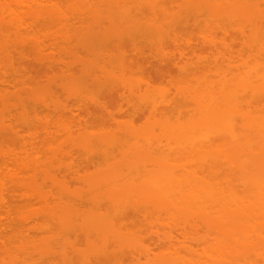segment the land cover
I'll list each match as a JSON object with an SVG mask.
<instances>
[{
  "label": "rangeland",
  "instance_id": "obj_1",
  "mask_svg": "<svg viewBox=\"0 0 264 264\" xmlns=\"http://www.w3.org/2000/svg\"><path fill=\"white\" fill-rule=\"evenodd\" d=\"M30 1V2H29ZM28 2L29 3H32V0H29ZM34 1H37V0H34ZM41 0H39V2H40ZM46 1H50V0H45V1H41V5H44L43 4V2L44 3H46ZM55 2V4H56V2H57V5H59V6H61V7H58V8H62V10H63V13L61 12L62 10H57L56 8H57V6L55 5V4H51L52 2ZM72 1H74L75 2V4H73L74 2H72ZM89 1H91V0H89ZM88 1V2H89ZM93 1V0H92ZM96 1V0H95ZM100 2L99 3V5H103L104 3V0H97V2ZM119 1H123V0H116L115 2V4H118V2ZM128 1H130V2H132V0H128ZM128 1L126 0V1H123V2H125V4H124V7H125V9H127L128 10V13L126 14V16H128L129 17V19H130V21L132 22V21H135L134 23H136V19L135 18H133V17H139V15H140V17H142L141 19L140 18H138L139 19V23H136V24H134V28L135 29H133V32H134V30H135V34L134 33H132V31H130V30H132V28H129V27H132L131 25H133V22H132V24H129L128 22H126V23H128L127 25L126 24H124V23H122L123 22V20H122V17H125V14L123 15L122 13V17L120 16V14H118L119 15V17H118V20L115 18V19H112L111 18V20H110V23H112V29H114L113 31H112V34H111V32H110V36L109 37H107L106 39H108V38H110L111 37V39H110V41H109V39H108V43L111 45V43H112V45L110 46L108 43V45H107V48H110V50L112 49V51H114L115 50V44L113 45V42H115V41H117L118 43H120L119 44V47H118V43L117 42H115V43H117L116 45V50L118 49V51L119 52H117L116 50V52L114 51V52H111L112 53V55H111V53L110 54H108V52H110V50L108 51V50H106V51H108V52H101V48H102V44L100 45V46H98V50H99V52H97L95 49V51H96V54L97 53H99L98 54V56L100 55L101 56V54L104 56L103 58H104V60L103 59H101V60H103L102 61V64H101V66L99 67V65H97L98 63H97V61H95L94 60V63L96 62V64L94 65L93 63V65H92V67H96V66H98V67H96L95 69H98V68H100V69H98L99 70V73L100 74H102V72H103V69H104V64L103 63H106V64H108V61L110 60L109 59V57H112L113 55H115V56H113L114 58V60L116 59V54H118V56H122V58H123V62H121V63H123V65L122 66H124L123 68H121V70L119 69L120 68V65H119V67H118V65H117V63H115L114 61H109V65H112L111 66V68H109L110 66L109 65H107V66H109L108 68H107V70H109V71H112V72H114V70L116 69V68H118L117 70H115V73H116V76H120V75H122V76H120V77H122V78H124V77H127V80L126 79H124V80H126V81H124L123 79H118L117 81L115 80V78H110V77H107V78H109V79H111L112 81H116V82H119L117 85H114L113 84V82L111 83V81L108 79V83H110V84H108L110 87H113V88H109L110 90H108L107 89V87H108V85L106 84L107 83V79H104L103 78V84L101 83V85H104V83H105V86H107L106 88H102L101 90L103 91H105V89L107 90V91H103V93H101L102 91L100 90V92H99V90L97 91V88H96V86L98 87V85H94V84H92V86H90V85H88V88H89V86H90V88H89V90H85L86 91V93H85V91L82 89V87L81 88H79V89H82L83 91H84V93L81 95L80 93L81 92H83L82 90L80 91V90H78V89H76L74 92H76V93H74L73 92V90L71 91V90H69L68 92L70 93V91H71V95H69L68 93H66V92H64V90H62L63 89V87H65V85H66V83H65V85H64V81H63V79H60V78H64L63 77V75L62 74H64L63 72L65 71V74H69V73H66V72H70L73 68H74V70H75V68L78 66V68H82V66H85V65H82L81 66V64L83 63L82 61H80L79 60V63H78V59L77 58H89V57H87V56H90V54H86V57H85V53H83V50H82V52H81V55L83 56H81L80 54H79V56L77 57V58H75L74 60L72 59V58H70V59H68L67 58V56L66 55H68L69 53V50H71L70 51V54L68 55V56H71V57H76L75 55H77V54H75V52H78V51H76V48H77V46H79V44L81 43H79V44H73V48L71 47V46H69V48H68V52H66L65 51V46L66 45H68L70 42H71V38L72 39H75L78 35L80 36H82V37H84L85 35H86V37H84L82 40H87V37H89V32H90V30L88 31L87 29H89L90 27H91V21H90V23H87V25L85 24L86 22H88L90 19H89V17L87 18L86 16H87V13H89V12H86V13H84L83 11L86 9V8H90V6H92V5H90V4H93V3H91L90 2V4L89 5H87V7H83L82 8V6H84L85 5V2L86 1H84V0H82V1H80V0H70V5L72 6H69L68 4H69V1H67V0H51V3H49V2H47L46 4H47V6H48V8L44 5L43 7H46V8H39V7H37L36 8V5L35 4H33V5H35V8L33 7V5H32V7H30V9L33 11V9H35L33 12H35V11H37L38 13H37V16L33 13V12H30L29 10H28V6L26 5V0H22V2H21V7L22 6H25V11L23 10V8L20 10V12H17L16 10H13L12 12H14L13 14H11L10 13V15H12V17H10V19L8 18V21L7 22H3L4 23V25H6V24H8V25H11L12 24V21H14L15 22V20H17V22H18V20H20L22 17V19L18 22V24L20 25V26H22L21 27V29L20 30H18V27L17 26H19V25H17L16 27H17V30L19 31H16L15 30V25H14V27L15 28H11V26H9L8 27V30H7V27L5 26V27H3V28H0V38H1V44H0V49H1V51H2V49L3 48H5L6 50L8 49L7 47H8V43H7V40H9V41H11V44L13 43V44H15L16 45V43H18V45L17 46H15V47H17L16 49H15V47L13 46V45H11V44H9V45H11L12 46V49H15V50H17L16 52L17 53H19V50L21 51L20 52V54L18 55L16 52H15V50H14V52H10V53H12V54H10L9 52V54L7 53V51H6V56L7 57H9L10 56V59H9V61H8V59H7V57H5V56H1V54H3L4 55V53H0V122L1 123H3V124H1L0 123V129H4V131H1L0 132V147L2 148V150H1V152H0V185L2 186H4L3 188H4V190L5 191H2L1 189L2 188H0V190L4 193L3 195L5 196V198H4V196H3V200H4V202H3V206H2V204L0 203V205L3 207V208H1V206H0V216H2V218L0 217V264H8L9 263V261L11 260V262L9 263V264H15V263H12L13 262V260H14V256H16V258H15V261L17 260V264H21L22 262H21V260H23V258H25L24 260H27V261H29L30 259H28V258H30L31 257V260L30 261H33L34 259H37L36 261L34 260V262L36 263V264H39V262H41L42 264H55L54 263V260H57L58 262H56V264H58L59 262H61V261H59L58 259H59V257H61V255H59V257H55L56 259H54V260H51L50 258H46V260L48 259V261H46L45 259H40V260H42V261H38V258H35V257H37V255L35 256V254H34V252H33V250H34V248H35V245H32V248L30 247L31 246V244H37V246H38V244H40V241H41V239L42 238H44V237H47L46 239L48 240V239H52L53 238V240H55L56 241V239H57V241L59 240V241H63L64 242V244L65 243H67V246H68V249L70 250L72 247H75V248H77V249H79L80 247L81 248H83V246L85 245L86 246V243H85V240L86 239H82L81 237V239L78 237V239L79 240H76L77 238H75L74 236H72V237H70L71 239H70V242H72V244L71 243H69L68 242V240H69V238L67 239V238H65V240L66 241H64V239L62 240V236H64V235H61V237H58V235L60 236V234H59V232H57V231H60V230H57V228H55V225H54V223L53 222H51L50 220L48 221V219L47 218H44V216H46L45 215V211H46V209L45 208H47V207H43V206H46V202L48 203L47 205L49 206V207H52L53 205H54V203H56L54 200V198L55 197H58V196H61L60 194L61 193H64L65 195H67L66 197L65 196H63L64 194H62V199H64L63 197H65V200L67 199V197L70 199L72 196H73V198H71V199H73V200H71L70 199V201L72 202V201H75V203H79L80 201V199H82V200H84V201H86V199H88V197L90 196V193H89V190H90V186L89 187H87L88 186V184L86 185V183L88 182V180H87V178L88 177H90V175L91 174H93V173H97V172H99L100 174H104V171L105 172H110V171H108L111 167H114L113 168V170H115V167H116V170H118V169H121V168H124V169H126V167H128V168H132L131 167V165L132 166H135L136 167V165L138 164V165H140V166H138V167H140V169H141V171H143V170H146L147 168H148V170H150L149 168H153L154 169V166H152L153 164H155V163H153L152 164V162L151 163H149V164H146V163H148V162H145V156H143V155H146L147 156V154H149L148 152L149 151H154V150H156L157 149V151L159 152V150H160V148H164V147H166L167 146V137H166V139H165V133H163L162 132V128H163V126H162V123L160 122V125L158 124L159 123V121H163L164 119H165V121H170V120H167V117L166 116H168V117H170L171 119L174 117L175 118V116L180 112L181 113V111H177V109L175 108V106L177 105L178 106V104H180L179 106L180 107H182L183 105H184V101L182 100L183 99V97H181L183 94H182V91L180 90L181 88H184V86L182 87V85H185V83L183 82V84H182V82H180V80H182V79H184L183 77H186L187 78V80H188V75H190L191 76V74L193 75V73H196L197 72V74H199V72H201V71H203L202 72V74H206V72H208V71H211V70H209V69H213V70H215L216 72L215 73H217V70L219 71H221V69L223 70V66L224 67H226V68H228V70H230V72L232 71V70H234L235 72H238V70H237V66H240L239 67V69L240 68H244L243 66H242V64L245 66L246 65V62H248V64H250V66H251V63L253 64V61H254V59H253V56H252V58L251 57H249L250 55H253V54H250V52L252 51L251 50V48H246V46H247V44H245L246 43V37L244 38V37H242V35L244 36V33L245 32H243V34L241 35L240 34V32L242 31V26L239 24V26L241 27V28H239V26L237 25V26H235V24H234V27H232V24H233V22L231 21V23H229V25H228V22H227V24L226 25H224L225 23L223 22V24H222V21H224V20H222V19H220V17H222V16H219V18L217 19V22L215 21L216 19V17H218V16H215L214 14H212V17H211V15H210V13H207L206 12V8H204L203 7V9L201 10V11H199L197 8H199L200 7V5H198V7L197 8H194L195 9V11H196V13L200 16H197L198 18H201V19H199V22L198 21H196L197 22V24H196V22L194 23L193 22V20L196 18V19H198L197 17H193V15H191L192 16V18H191V24L190 23H188V26H186V27H184L182 24H178V26L177 27H174V28H176V30L174 29V30H172V29H170L171 30V32H173V34H174V38H176V40H173L174 42L172 43V41H171V43L169 42L171 39L168 37H166V35L168 34V32L170 33V34H168L167 36H170V35H173L169 30H168V32L166 33V29H167V27L165 26V25H162V24H164V23H166V21L165 20H175L177 17H174L173 19H171L170 18V15H169V18L170 19H168V15L166 16V15H163V13H162V11H160V7L162 6V8L163 7H165V4L166 5H168L167 6V10L166 11H169V9H172V10H177L178 9V7H180V5H182L181 3H179V4H174V3H171L172 5L171 6H177V7H175L174 9H173V7H169V5H170V2H172L173 0H145V1H143L144 3H149L146 7H147V9H146V7H144L141 11L143 12H140V11H136V8L133 6H131L129 3H128ZM135 1H137V3H139V2H141L140 0H134L132 3H134ZM150 1H151V3H152V5L150 4ZM158 1V2H157ZM182 1H184V2H186V3H188V1H190V0H182ZM181 0H176V2H175V0L173 1V2H175V3H177V2H182ZM202 1V0H201ZM213 1H216V0H213ZM227 1H229V2H233L234 0H227ZM236 1L237 0H235V3H236ZM239 1V0H238ZM251 0H249V2L248 1H245V0H240L239 2H237L235 5H233L234 7H236V9H241V8H243L242 7V4H244V2H245V4H250L251 2V4H253V2H255V6H257L259 9H263L264 8V0H252L251 2H250ZM53 2V3H54ZM79 2H83L82 3V5H80L79 4ZM87 2V3H88ZM94 2V1H93ZM106 3L104 4V5H108V2H109V7H110V2H113V1H109V0H107V1H105ZM156 2V3H155ZM196 2V1H195ZM216 2H219V1H216ZM242 4H241V3ZM33 3H35V2H33ZM38 2H36V4H37ZM51 4V6H50V8H49V4ZM59 3V4H58ZM62 3V4H61ZM86 3V4H87ZM102 3V4H101ZM158 3V4H157ZM164 5H163V4ZM241 5V8H237V6L236 5H238L239 6V4ZM259 3V4H258ZM25 4V5H24ZM69 6H67V5ZM112 4V6H115V5H113V3H111ZM120 4V3H119ZM140 4V3H139ZM138 4V5H139ZM145 4V5H146ZM155 4L157 5V6H155ZM160 4H162L159 8H158V5H160ZM185 4V3H184ZM258 4V5H257ZM28 5H30V4H28ZM38 5V4H37ZM40 5V4H39ZM56 6V8H54L55 6ZM77 5H78V9H77ZM80 5V6H79ZM103 5V6H104ZM122 5V4H121ZM142 5V4H141ZM19 6V7H20ZM53 6V7H52ZM102 6V7H103ZM130 6H131V9H130ZM144 6V5H143ZM232 6V7H233ZM27 7V8H26ZM52 7V8H51ZM68 7V8H67ZM71 7V9H69ZM93 7V6H92ZM94 7H97V6H95L94 5ZM107 7V6H106ZM108 7V8H109ZM121 7V6H120ZM140 7V6H139ZM159 9V11H157V8ZM261 7V8H260ZM263 7V8H262ZM38 8H39V10L41 9V11H42V13H41V11H38ZM66 8V9H65ZM81 8H82V11H81ZM88 8V9H89ZM107 8V9H108ZM112 8V7H111ZM114 8H116V7H114ZM135 8V9H134ZM137 8H138V6H137ZM142 8V7H141ZM152 8V9H151ZM154 8H156V9H154ZM169 8V9H168ZM37 9V10H36ZM46 9L48 10V9H50V11L48 10V11H46ZM51 9H53V10H56V11H53V13H51ZM69 9V10H68ZM76 9H77V11H76ZM84 9V10H83ZM88 9L86 10V11H88ZM92 9V8H91ZM93 9H95V8H93ZM110 9V8H109ZM116 9H118V10H121V9H119V8H116ZM139 9V8H138ZM149 9V10H148ZM166 9V8H165ZM165 9H164V11H165ZM207 9H209L208 7H207ZM66 10V11H65ZM110 10H112V9H110ZM130 10H133V11H130ZM146 10V11H145ZM162 10V9H161ZM243 10V9H242ZM23 11H24V13H23ZM28 11H29V13H28ZM78 11H80V12H78ZM89 11H90V9H89ZM124 13H126L125 11H124V9L122 10ZM121 11V12H122ZM148 11V12H147ZM151 12V14H150V12ZM155 11H156V15L155 16H152V13H154L155 14ZM165 11V12H166ZM239 11H241V10H239ZM264 11V10H263ZM40 12V13H39ZM56 12V15H55V17L54 18H56V16H57V18H59V19H63L62 21H60V20H56V19H52L51 21L49 20V19H51L52 18V16H54L53 14ZM57 12H59L58 14H57ZM81 12H83V14L81 13ZM116 13H118V11H115ZM120 12V11H119ZM129 12H131L130 14H129ZM174 12V11H173ZM176 12V11H175ZM262 12V11H261ZM26 13H27V15L28 16H26ZM30 13H33V15L34 16H36V17H34V16H32L31 17V15H30ZM44 13H46L47 15H49V17H51V18H44ZM64 13H65V15H64ZM148 13V14H147ZM169 13V12H168ZM17 14V15H16ZM40 14V19H39V17H38V15ZM60 14V15H59ZM70 14V15H69ZM81 14V15H80ZM86 14V15H85ZM135 14V15H134ZM146 16H145V15ZM165 14H167V12L165 13ZM176 14V13H175ZM192 14V13H191ZM194 14V13H193ZM208 14H209V16L211 17V18H209V16H208ZM264 14V13H263ZM8 15V14H7ZM16 15V16H15ZM22 15V16H21ZM62 15V16H61ZM84 16V18L82 19L80 16ZM90 15V14H89ZM88 15V16H89ZM115 15V14H114ZM113 15V16H114ZM118 15H116V17L118 16ZM143 15V16H142ZM148 15V16H147ZM73 16V17H72ZM82 16V17H83ZM130 16H133V17H130ZM151 16V17H150ZM164 16H166V17H164ZM196 16V15H195ZM215 18H214V17ZM21 17V18H20ZM45 17H48V16H46L45 15ZM61 17V18H60ZM80 17V18H79ZM93 17V16H92ZM127 17V18H128ZM154 18V20H153V18ZM30 18H32V20L30 19ZM36 18H38L37 20H36ZM42 18V19H41ZM89 19L88 21H87V19ZM91 18V17H90ZM114 18V17H113ZM120 18V19H119ZM126 18V17H125ZM150 18H152L151 20H150ZM215 19V20H213V19ZM11 19H13V20H11ZM81 19V20H80ZM84 19H85V21H84ZM94 19V17L92 18V20ZM137 19V20H138ZM144 19V20H143ZM195 19V20H196ZM7 19H5V21H6ZM22 20H23V22H22ZM28 22H27V21ZM41 20H42V22H41ZM45 20V21H44ZM78 20V21H77ZM109 20V19H108ZM121 20V21H120ZM220 20H222V21H220V23H219V21ZM225 20H227V19H225ZM74 21H75V23H74ZM107 21V20H106ZM125 21H126V19H125ZM128 21V20H127ZM129 21V22H130ZM173 21H172V23H173ZM56 22V23H55ZM80 22V23H79ZM82 22V23H81ZM93 22H94V20L92 21V24H93ZM115 22H116V24L117 25H120V27H117V25L115 24ZM117 22H119V24L117 23ZM130 22V23H131ZM148 22V23H147ZM151 22V23H150ZM155 22H157L156 24H155ZM161 22H163L162 24H160ZM192 22H193V24H192ZM230 22V21H229ZM237 21H235V23H236ZM2 23V24H3ZM21 23H23V24H21ZM63 23V24H62ZM107 23H109V21H107ZM109 23V24H110ZM141 23H144V25L143 24H141ZM167 23H171V22H167ZM174 23H175V21H174ZM173 23V24H174ZM239 23V22H238ZM243 24H245L244 22H242ZM1 24V25H2ZM15 24H17L16 22H15ZM61 24V25H60ZM80 24V25H79ZM84 24H85V26H84ZM90 25V27L88 28V26ZM109 24H107V25H105V27H107ZM115 24V25H114ZM145 24H147V25H145ZM158 24V25H157ZM185 24V23H184ZM190 24V25H189ZM220 24V25H219ZM242 24V25H243ZM0 25V26H1ZM65 25V26H64ZM83 25V26H82ZM103 25V26H104ZM140 25H142L143 27H141ZM160 25V26H159ZM169 25H171V24H169ZM246 25V24H245ZM244 25V26H245ZM3 26V25H2ZM79 26V27H78ZM93 27H94V24L92 25ZM111 26V25H110ZM125 26V27H124ZM138 26V27H137ZM147 26V27H146ZM184 28H183V27ZM78 27V28H77ZM86 28V29H84V28ZM123 27V28H122ZM145 27V28H144ZM188 27V28H187ZM227 27V28H226ZM228 27H230L229 29H228ZM263 27V26H262ZM6 28V29H5ZM116 28V29H115ZM153 28H154V30H153ZM178 28H180V29H178ZM245 28V27H244ZM4 29V30H3ZM58 29V30H57ZM83 29V30H82ZM125 29L126 30H128V32L127 31H125ZM146 29V30H145ZM148 29L150 30V31H148ZM161 29V30H160ZM169 29V28H168ZM228 29V30H227ZM249 29H251V28H247V29H245L246 31H248ZM69 30V31H68ZM124 30V31H123ZM136 30H140L141 32L140 33H136ZM180 30H182V31H180ZM227 30V31H226ZM241 30V31H240ZM244 30V31H245ZM9 31V32H8ZM87 32V34H86V32ZM91 31H95L94 30V28L93 29H91ZM147 31V32H146ZM156 31H162V32H164V33H166V35H164L165 36V43L163 42V46H161L162 45V42L161 41H163V40H161V38H160V36H158L159 34L161 35V33L162 32H156ZM176 31H178L179 33H177ZM226 31V32H225ZM233 31V32H232ZM239 31V32H238ZM3 32V33H2ZM85 32V33H84ZM95 32H97V30L95 31ZM117 32H119V33H117ZM122 32V35H120V37L117 35V34H120ZM131 32V35L129 34ZM143 32H145V33H147V34H143L142 36H141V34L143 33ZM154 32V33H153ZM236 32V33H235ZM238 32V33H237ZM5 33V34H4ZM68 33V34H67ZM74 33V34H73ZM84 33V34H83ZM92 33H94V32H92ZM124 33V34H123ZM163 33V34H164ZM247 33H249V31L247 32ZM246 33V34H247ZM66 34V35H65ZM73 34V35H72ZM77 34V35H76ZM91 34V33H90ZM127 36H126V35ZM162 34V35H163ZM238 34V35H237ZM245 34V35H246ZM18 35L19 37H20V39L18 38V37H16V36ZM65 35V36H64ZM75 35V36H74ZM123 35H125V37L123 38ZM161 35V36H162ZM247 35H250V34H247ZM9 36H10V38H9ZM14 36V37H13ZM53 36H55L54 38H60L59 40L61 41L62 39H61V37L63 36V40H62V42H59V40L57 39L56 40V42H55V40H54V42H55V45L53 44L54 42L52 41V39H54V38H52ZM58 36V37H57ZM61 36V37H60ZM67 36H68V38H67ZM118 36V37H117ZM122 36V37H121ZM128 36H130L129 38H127ZM147 36V37H146ZM149 36V37H148ZM12 37V38H11ZM82 37H78V41H81V40H79V39H81ZM173 36H171V38H172ZM7 38V39H6ZM22 38L24 39V40H22ZM64 38H67V39H69V41L67 42L66 41V43L64 42ZM114 38H123L122 40V43H121V39H118V40H114ZM156 38H157V41H156ZM162 38H164L163 36H162ZM242 38L244 39V40H242ZM12 39V40H11ZM66 39V40H67ZM105 39V40H106ZM154 39V40H153ZM169 39V40H168ZM6 40V41H5ZM15 40V41H14ZM27 40V41H26ZM124 40H126V41H124ZM160 40V41H159ZM214 40H215V42H214ZM25 41V42H24ZM34 41V43H32ZM39 41H42L41 43H39ZM44 41V42H43ZM58 41V42H57ZM73 41H75V40H73ZM72 41V43H74ZM153 41V42H152ZM155 41V42H154ZM161 42V45L160 46H158L157 44L159 43V42ZM35 42H36V44H35ZM65 44H64V43ZM77 42V41H76ZM127 42V43H126ZM131 42V43H130ZM158 42V43H157ZM211 43L212 44V46L209 44V43ZM242 42V43H241ZM3 43H4V45H5V47L3 46ZM38 43L40 44V45H42L43 46V48H44V51H42L41 49V47H38V46H40V45H38ZM43 43V44H42ZM68 43V44H67ZM71 43V44H72ZM78 43V42H77ZM168 43V44H167ZM170 43V44H169ZM216 43V44H215ZM225 43V45H223ZM32 44V45H31ZM45 44V45H44ZM48 44H51V45H48ZM56 44H58V45H56ZM129 44V45H128ZM160 44V43H159ZM213 44H215V45H213ZM241 44H245L244 46H242ZM62 45H65V46H63V47H61V49L63 50H61L60 49V47H59V50H61L62 52H60L59 53V50L56 48V46H62ZM74 45H77L76 46V48H75V46ZM123 45V46H122ZM165 45V46H164ZM105 46H106V44H104V46H103V48L102 49H104L105 48ZM121 46V47H120ZM132 46V47H131ZM217 47L218 48V50H217V48H213L212 49V47ZM226 47V48H224V47ZM229 46V47H228ZM3 47V48H2ZM14 47V48H13ZM72 49H71V48ZM248 47V46H247ZM9 48H11L10 46H9ZM35 48V49H34ZM41 48V49H40ZM49 48V49H48ZM79 48H81V49H83L82 47H78L77 49H79ZM232 49V53H233V56L230 54H228L227 52H229L230 53V50H228V49ZM12 49H9V51L10 50H12ZM36 49H38V51L36 50ZM46 49V50H45ZM52 49V50H51ZM54 49H57L56 50V52L54 51ZM74 49V50H73ZM81 49H79V51L81 50ZM123 49V50H122ZM216 49V50H215ZM220 49H222V50H220ZM251 51H250V50ZM4 50V49H3ZM49 50V51H48ZM67 50V49H66ZM122 50V51H121ZM224 50V51H223ZM226 50H228L227 52H226ZM24 51V52H23ZM94 51V52H95ZM104 51V50H103ZM222 51V52H221ZM3 52H5V51H3ZM22 52H23V55H22ZM42 52H44V56L45 57H41V55L43 54ZM71 52H72V55H71ZM74 52V53H73ZM85 52V51H84ZM93 52V51H92ZM92 52H90L91 53V56H92ZM93 52V53H94ZM123 52H124V54H123ZM224 52V53H223ZM254 52V51H253ZM39 53V54H38ZM47 53H48V55H47ZM56 53V54H55ZM64 53V54H66V55H64L63 54V56H62V54ZM79 53V52H78ZM101 53V54H100ZM227 53V54H226ZM252 53V52H251ZM46 54V55H45ZM52 54V55H51ZM61 54V55H60ZM240 54H242V57H240L241 55ZM40 55V56H39ZM51 55V57H49V58H47V56H50ZM95 55V54H94ZM106 55H108V56H106ZM109 55H111V56H109ZM19 56H21V58H19ZM62 56V57H61ZM66 56V57H65ZM95 56H97V55H95ZM95 56H93L94 58H97V57H95ZM118 56H117V58H118ZM124 56H125V59H124ZM221 56L223 57V59L221 58ZM230 56H232V58H234V59H231V60H234L232 63H230L231 61H229L230 60ZM254 56H256V55H254ZM55 57V58H54ZM64 57V58H63ZM108 57V58H107ZM131 57V58H130ZM217 57L219 58L220 57V59H218L216 62L214 61V59L216 60L217 59ZM225 57L227 58V60H225ZM230 57V58H229ZM41 58H42V60H41ZM47 58V59H46ZM53 60H52V59ZM62 58V59H61ZM101 58H102V56H101ZM119 58H121V57H119ZM249 58H251L250 60H252L253 59V61H250L249 60ZM255 58V57H254ZM50 61H49V60ZM61 59V60H60ZM64 59V60H63ZM67 59H68V61H67ZM72 59V61L71 62H75L76 61V63L78 64V65H75L76 63H74L73 62V64L75 65V67H73L74 65H71V67H65V66H67L66 65V63L67 62H70V60ZM90 60L92 59L93 60V58H89ZM99 59V58H98ZM109 59V60H108ZM213 59V60H212ZM241 59H242V61H241ZM257 59V58H256ZM48 60V62H52V61H54V63H56V64H54V63H49V65H51V66H53V68L52 67H49V65H48V63H46L45 61H47ZM66 60V61H65ZM85 60V59H84ZM116 60H118V59H116ZM115 60V61H116ZM120 60V59H119ZM119 60H118V64H119ZM127 60V61H126ZM222 60V61H221ZM248 60V61H247ZM56 61V62H55ZM60 61H62V62H60ZM86 61V60H85ZM84 61V62H85ZM106 61V62H105ZM125 61V62H124ZM131 61V62H130ZM133 61V62H132ZM225 61L226 62H228L227 63V65L230 67H228L226 64H223V63H225ZM58 62H60L59 64H63V62H66V63H64V66H62V68H61V66L58 64ZM82 62V63H81ZM99 62H100V60H99ZM128 62V63H127ZM101 63V62H100ZM99 63V64H100ZM112 63H114V64H112ZM177 63V64H176ZM211 63V64H210ZM215 63V64H214ZM237 63L238 64H241V65H237ZM89 65H90V63H88ZM207 66H206V65ZM213 64V65H212ZM48 65V66H47ZM57 65V66H56ZM58 65H59V67H58ZM201 65V66H200ZM205 65V66H204ZM222 65V66H221ZM237 65V66H236ZM79 66H81V67H79ZM91 66V65H90ZM121 66V67H122ZM184 66H185V68H187V69H185L184 68ZM199 66V67H198ZM212 66V67H211ZM214 66V67H213ZM220 66V67H219ZM231 66H234L233 68L231 67ZM236 66V67H235ZM67 69V68H71V69H67V70H65V68ZM91 67V68H92ZM132 67V68H131ZM192 67L194 68V69H192ZM64 68V69H63ZM103 68V69H102ZM115 68V69H114ZM178 68H180V69H178ZM182 68V69H181ZM199 68V69H198ZM207 68V69H206ZM218 68V69H217ZM225 68V70H227ZM234 68H236V69H234ZM60 69H63V70H60ZM80 69H78V70H80ZM106 69V68H105ZM178 69V70H177ZM190 69H192V72L190 71ZM70 70V71H69ZM78 70H75L76 72L78 71ZM101 70V71H100ZM107 70H104L105 72H108ZM131 70H134V71H132V73H130L131 72ZM184 70H186V71H184ZM228 70H227V72H228ZM53 71H55V72H53ZM168 71V72H167ZM189 73H188V72ZM224 71V70H223ZM5 72V73H4ZM71 72H73V71H71ZM118 72V73H117ZM120 72V73H119ZM167 72V73H166ZM183 72H185V73H183ZM230 72H228V73H230ZM98 73V72H97ZM98 73V74H99ZM122 73H125V74H122ZM127 73L129 74V75H127ZM163 73V74H162ZM166 73V74H165ZM222 73V71L221 72H219V76H221L220 74ZM225 71H224V74H222V75H225ZM227 73V74H228ZM118 74V75H117ZM120 74V75H119ZM184 74V75H183ZM186 74V75H185ZM188 74V75H187ZM201 73H200V75H202ZM208 74H210V72H208ZM213 74H214V72H213ZM232 74V75H231ZM227 78H230V76H233V73H231ZM50 75V76H49ZM127 75V76H126ZM195 75V74H194ZM194 75H193V77H194ZM200 75H196V76H200ZM47 76V77H46ZM166 76V77H165ZM179 76H181V77H179ZM183 76V77H182ZM208 77H207V79L206 80H208L210 77H214V75H212V72H211V74L210 75H207ZM219 76H216L215 75V78H210L212 81L215 79V81L216 80H218V78H219ZM51 77V78H50ZM55 77V78H54ZM119 77V78H120ZM202 77V76H201ZM223 77V76H222ZM222 77H220V78H222ZM2 78H4V81H3V79ZM66 78V77H65ZM179 78V80L177 81V79ZM182 78V79H181ZM190 78V77H189ZM192 78V77H191ZM202 79H205V78H202ZM208 80V81H211V80ZM57 80H58V82H57ZM65 80V82H66V79H64ZM124 81V83L123 82H121V81ZM193 80H196V78L194 77L193 78ZM89 81V80H88ZM106 81V82H105ZM178 83H177V82ZM190 82H191V80H189ZM197 81V80H196ZM200 81H201V79H200ZM204 81V80H203ZM61 82H63V84L62 85H64L63 87L62 86H59L58 84H61ZM141 82H142V84H141ZM180 82V83H179ZM194 82L195 81H193V86H192V82L191 83H188L187 82V85L189 84V86L191 85L192 86V88H195L197 85H194ZM55 83V84H54ZM88 83V82H87ZM89 83H91V81H89ZM88 83V84H89ZM130 83V84H129ZM135 83V86L137 85V86H139L140 87V85H141V87H140V90L138 89V91L137 90H135V89H137V87L135 88V87H133L132 86V84H134ZM177 83V84H176ZM196 83V82H195ZM127 84V85H126ZM139 84V85H138ZM146 84V86H145V88H143L144 87V85ZM180 84H182V85H180ZM52 85H54V86H52ZM87 85V84H86ZM113 85V86H112ZM130 85V86H129ZM187 85H185L186 87L185 88H187L188 86ZM199 85V84H198ZM130 87V88H125V87ZM150 86H152V87H150ZM176 86V87H175ZM191 86H190V88H191ZM47 87V88H46ZM61 87H62V89H61ZM91 87H94V88H91ZM99 87H101L100 86V84H99ZM102 87H104V86H102ZM116 87V88H115ZM124 87V88H123ZM149 87H150V89H149ZM46 88V89H45ZM83 88L85 89L86 87H85V85L83 86ZM87 88V89H88ZM178 88V89H177ZM184 88V89H185ZM62 90V92L61 91H59V90ZM67 89V88H66ZM69 89V88H68ZM67 89V90H68ZM92 89H94V92H92ZM100 89V88H99ZM130 89V90H129ZM131 89H132V91H131ZM155 89V90H154ZM164 89V90H163ZM177 89V90H176ZM136 92H134V91ZM142 90H143V92H142ZM147 90V92H146V94H144L145 93V91ZM153 90V91H152ZM165 90H167V92H172V93H170V95H169V93L166 95V96H163V97H166V99L165 98H163L164 100H167V99H170V100H172V97H173V95H174V97H173V99H175V101H177V100H179V102H175L174 100L172 101V103L169 105L168 103L166 104V105H168V106H166V105H164L165 104V101L163 102V100L161 101V97L159 98V100L158 99H155L154 97V100L157 102V104H155V102H153V104H155L156 106H154L153 104H151V103H148L147 105H146V101H148V100H150V97L148 96V95H150L151 96V93H152V95H154V93H156L157 91H160L161 93L162 92H164ZM178 90H180L181 91V98L180 99H176V98H179V96L178 95H176V94H178V92H180V91H178ZM20 91V92H19ZM23 91V92H22ZM52 91V92H51ZM98 93H97V92ZM133 92V93H131V92ZM152 91V92H151ZM174 91H175V93H174ZM27 92V93H26ZM73 92V93H72ZM154 92V93H153ZM159 92V93H160ZM79 93V94H78ZM97 93V94H96ZM141 93V94H140ZM158 92H157V94L158 95H160ZM19 95V97L17 96V95ZM51 94V95H50ZM74 94H76V96L77 97H79V95L80 96H84L83 98L81 97V99H80V97L79 98H77V101H75L76 99L74 98V97H76ZM164 94V93H163ZM162 94V95H163ZM173 94V95H172ZM5 95V96H4ZM24 95V96H23ZM32 97H31V96ZM147 95V96H146ZM28 96L30 97V98H28ZM51 96V97H50ZM102 96V97H101ZM133 96V97H132ZM139 97L138 99H137V97ZM142 96H145V97H143L142 98ZM176 96V97H175ZM178 96V97H177ZM184 96V95H183ZM1 97H3V98H1ZM4 97L5 98H8L9 100H7V99H5V100H3L4 99ZM54 97V98H53ZM124 97V98H123ZM148 97H149V99H148ZM169 97V98H168ZM185 98H186V96H184ZM18 98V99H17ZM20 98V99H19ZM22 98V99H21ZM28 98V99H27ZM42 98V99H41ZM73 98H74V100H73ZM26 99V102L24 101ZM31 99V100H30ZM33 99V100H32ZM80 99V100H79ZM146 100L145 102L146 103H143L144 102V100ZM148 99V100H147ZM190 99V98H189ZM19 100V101H18ZM22 100V101H21ZM44 100V101H43ZM143 100V101H142ZM158 100V101H157ZM170 100H167V101H169V103H170ZM18 101V102H17ZM20 101H21V103H20ZM23 101H24V104L26 105L25 106V108H24V104H23ZM96 101V102H95ZM139 101L140 102H142L143 103V105H141V103H139ZM150 101H152V100H150ZM184 102L183 103V105H182V103L181 102ZM187 101H188V98H187ZM17 102V103H16ZM55 102H57V104L55 103ZM173 102H174V104H173ZM3 103V104H2ZM28 103V104H27ZM49 103V104H48ZM75 103V104H74ZM80 105H79V104ZM97 103V104H96ZM175 103H177V104H175ZM192 103V102H191ZM39 104V105H38ZM59 104L61 105L60 107H59ZM77 104V105H76ZM151 104V105H150ZM159 104H161L164 108H166L167 110H168V108H169V110L167 111V112H165L166 111V109H165V111H162L163 110V108L162 109H160L162 106L161 105H159ZM188 104V103H187ZM186 103H185V105H187ZM192 104H194V103H192ZM5 105V106H4ZM57 105V106H56ZM75 105V106H74ZM141 105V106H140ZM157 105H158V107H157ZM173 105V106H172ZM182 105V106H181ZM189 105H190V103H189ZM188 105V108L187 107H184L185 108V110H187V115H189V112L188 111H190V109L191 110H193V106H189ZM33 106V107H32ZM146 106H147V108H146ZM152 106V107H151ZM170 106H171V111H170ZM178 106V107H179ZM264 106V105H263ZM29 107V108H28ZM34 107H36V108H34ZM156 107H157V109H156ZM7 108V109H6ZM24 108V109H23ZM139 108V109H138ZM173 108H175V109H173ZM187 108V109H186ZM190 108V109H189ZM23 109V110H22ZM25 109H27V111L25 110ZM142 109V110H141ZM146 109V110H145ZM172 109H173V111H172ZM150 110H152V112L153 113H151V117H150ZM160 110V111H159ZM180 110V109H179ZM185 110H183V108H182V113L184 114V112H185ZM24 111H26V113L24 112ZM162 111V112H161ZM184 111V112H183ZM156 112V114H158V115H156V114H154ZM170 112V113H169ZM173 112H176V113H173ZM178 112V113H177ZM166 113V114H165ZM168 113V114H167ZM171 113H173L174 114V116H172L171 115ZM180 114V116L181 117H183L184 118V115L183 114ZM185 114H186V112H185ZM191 114H192V112H191ZM154 116V117H153ZM163 116H165V117H163ZM181 117H180V119H181ZM177 118H179V117H176V119H173V120H171V121H177L178 119ZM182 118V119H183ZM186 118H188V116H186ZM186 118H184V119H186ZM158 121H157V120ZM169 119V118H168ZM179 119V120H180ZM181 119V120H182ZM165 121H164V123H165ZM151 122V123H150ZM155 122V123H154ZM156 122H158V123H156ZM164 123H163V125H164ZM126 126H128L127 128H126ZM151 126V127H150ZM162 126V127H161ZM134 127H135V129L137 130L138 128H140L139 130H141V129H145L146 130V128L145 127H150V128H148L146 131L148 132V136H147V134H146V131H145V133H144V131L143 130H141L142 131V133L141 132H139V130L138 131H136V133H135V131L133 132V130H135L134 129ZM143 127V128H142ZM155 127H157L156 128V130H158V131H156L154 128ZM159 127V128H158ZM126 128V129H125ZM152 128V129H151ZM130 129V130H129ZM132 129V130H131ZM123 130H124V132H123ZM128 130V131H127ZM152 130V131H151ZM154 130V131H153ZM160 130V131H159ZM153 132V133H155L156 132V135H157V133H158V136H156L155 134V137H154V135H152L153 136V139L155 138V139H158V140H160L159 138H162L161 140H163V142L166 144V146H164L163 147V142L160 144V145H158L159 143H160V141L159 142H157L155 139V141H156V143H157V145L160 147L159 149H158V147H152L151 146V148H153V150H149L148 152H145L144 150H146L145 149V147H144V145H146L145 143H144V145H143V143H140L141 144V148H144V149H141L139 146H140V144H139V146L138 145H136V146H138L137 148H135V146H133L134 148H130V149H127V145H125V142H126V140L124 141V140H122V139H129V141H128V143H132V145H135V144H133V140H134V137L136 138L137 137V139L139 140V139H146L144 136H147V139L146 140H148V138H151V135L150 134H152V133H150L149 134V132ZM131 132H133L134 134H132ZM137 132H139L138 134H137ZM163 134H162V133ZM82 133V134H81ZM85 133V134H84ZM103 133H106L104 136H106L107 135V133H109V135H110V133H114L113 134V136L112 135H110V136H112V138L109 136V137H107L106 136V138H104V136H102V134ZM88 134V135H87ZM117 134V135H116ZM125 134L127 135H130V137H132V138H129V136L127 135L126 137L127 138H125ZM140 134H143L144 136L142 137V135H140ZM146 134V135H145ZM160 134V135H159ZM162 134V135H161ZM96 135V136H95ZM101 137V138H99V136ZM123 135H124V137H123ZM82 136V137H81ZM84 136H88L87 138H91V136H92V138L89 140L90 142H86L87 144V146L85 145V142H84V145L83 144H81V146L83 145V147L85 148H87V149H84L83 147H79V146H77V145H80V143H83V141H81L80 142V140H83V138H84ZM90 136V137H89ZM150 136V137H149ZM75 137V138H74ZM80 137H81V139H80ZM103 137V138H102ZM119 137V138H118ZM120 137H122V139L120 138ZM157 137V138H156ZM79 138V139H78ZM97 138V139H96ZM109 138V140H106V139H108ZM111 138V139H110ZM116 138H118L122 143H124V145L121 143V142H119V140L118 139H116ZM85 139V138H84ZM93 139L94 140H96V141H98L99 140V142H97V143H99L100 144V147H101V145L102 144H106L107 145V143L110 141L111 143V145L109 146H107V148L105 147V148H102L103 150H99V149H97L96 147H94L93 148V146H92V143H93ZM107 141V143L105 142V140ZM132 139V140H131ZM137 139H135L134 140V142H136V140ZM78 140V141H77ZM91 140H92V142H91ZM131 140V141H130ZM140 140V142H143V140L141 141ZM166 142H165V141ZM96 141H95V143H96ZM115 141H117L118 143H119V145H122V147L123 146H127L126 148L125 147H123V149H122V147L121 146H119V145H117L118 143L117 142H115ZM151 141H152V139H151ZM80 142V143H79ZM101 142V143H100ZM103 142V143H102ZM145 142V141H144ZM150 141L148 140V141H146V143H149ZM76 143V144H75ZM90 143V144H89ZM95 144L96 146L98 145L99 146V144ZM114 143H115V145H114ZM117 143V144H116ZM121 143V144H120ZM127 143V144H128ZM139 143V141H137V144ZM155 143V142H154ZM155 143V144H156ZM94 144V143H93ZM164 144V145H165ZM89 145H91V147L89 146ZM117 146L114 150L113 149H108V147L109 148H114V146ZM143 145V146H142ZM147 145H149V144H147ZM146 145V146H147ZM153 145V144H152ZM97 146V147H98ZM103 146V145H102ZM105 146V145H104ZM130 146V145H129ZM156 146V145H155ZM168 146H169V142H168ZM167 146V147H168ZM120 147V148H119ZM132 147V146H131ZM170 147V146H169ZM77 148V149H76ZM84 150V151H86L87 152V154L84 152V151H82V149ZM96 148V149H95ZM146 148H148V147H146ZM93 149H95V150H93ZM104 149H106V150H104ZM142 150V151H140V153H139V150ZM149 149V148H148ZM113 150V151H112ZM137 150H138V156L139 155H141V156H139L140 157V159H138L139 157L137 156V155H135L134 156V152H137ZM163 150H165V148L163 149ZM163 150H161V151H163ZM88 151L90 152V155H89V153H88ZM96 152V154L94 153V152ZM98 151H101V153L102 154H98ZM106 151V152H105ZM107 151H109L112 155H113V153H114V155L116 154V156H114L115 158L114 159H112V157L110 156V154L108 155V156H110V157H108V158H106V159H112L111 161H109V160H107V161H109V162H107L106 161V159H105V155H107V153H109V152H107ZM123 151H125V152H123ZM131 151V152H130ZM168 151H169V149H168ZM82 152V153H81ZM84 152V153H83ZM104 152H105V155H104ZM120 153V155L118 154V153ZM123 152V153H122ZM129 152V153H128ZM151 152V153H152ZM167 152V151H166ZM133 153V154H132ZM142 153H143V155H142ZM145 153H147V154H145ZM150 153V154H151ZM155 153V152H154ZM91 154H93V155H91ZM124 154V155H123ZM128 154V155H127ZM132 154V155H131ZM137 154V153H136ZM156 154V153H155ZM158 154V153H157ZM101 155H103V156H101ZM129 155H131V157L129 156ZM152 155V154H151ZM168 155V154H167ZM85 156V157H84ZM155 156V155H154ZM157 156V155H156ZM90 157V158H89ZM102 157H104V159L105 160H103V158ZM122 157H124V158H122ZM130 157V158H129ZM133 157H134V159L135 158H137V161H135L134 159H133ZM158 157V160H159V155L157 156ZM156 157V158H157ZM165 157V156H164ZM122 158V159H121ZM144 158V159H143ZM151 158V157H150ZM90 159H92V160H90ZM125 159H129V161H127V162H129V163H127V162H125ZM130 159H132V160H130ZM141 159H143V161H140ZM113 160H115V161H113ZM119 160V161H118ZM124 160V162L125 163H123V166H122V161ZM138 160L140 161V162H138ZM91 161V162H90ZM105 161V162H104ZM146 161H148V160H146ZM155 161V160H154ZM115 162H117V163H115ZM121 162V163H120ZM132 162V163H131ZM155 162H157V161H155ZM140 163V164H139ZM142 163V164H141ZM118 164V165H117ZM124 164H125V166H124ZM127 164V165H126ZM131 164V165H130ZM145 164H146V167H145ZM120 165H121V168H120ZM142 165V166H141ZM147 165H148V167H147ZM152 166V167H149V166ZM144 166V168H143V170H142V167ZM155 166H157V163H156V165ZM109 167V168H108ZM119 167V168H118ZM137 167V168H138ZM158 167H159V163H158ZM157 167V168H158ZM127 168V169H128ZM146 168V169H145ZM61 170V171H60ZM110 170H112V169H110ZM112 170V171H113ZM129 170H131V169H129ZM136 170V169H135ZM139 170V169H138ZM133 172H135L134 171V169H133ZM95 173V174H96ZM99 173H97L96 175H99ZM94 175V174H93ZM93 175H91V176H93ZM95 175V176H96ZM105 175V174H104ZM101 176V175H100ZM99 176V177H100ZM103 176V175H102ZM144 176H145V174H144ZM143 175L142 176H140V178L138 179V183H141L142 182V180L143 179H147V178H145ZM46 177H48V178H46ZM142 177H144L143 179H141ZM91 178L92 177H90V181H91ZM94 178V177H93ZM52 179V180H51ZM97 179H98V177H97ZM53 180H55L56 182H59V183H65L63 186H66V188H67V186H68V190H69V188H70V191H71V193H72V191H73V195L72 194H70V193H66V191H64L63 189H60L61 187H63V186H58V184H56V182H53ZM87 180V181H86ZM33 181H35V183H34V186L32 185V183L31 182H33ZM90 183V182H89ZM29 184H31L32 186H33V188L35 187V189L37 190V188H39L38 189V191L40 190V191H42L43 193H45V195L43 194V196L45 197V199H43V200H40L38 197H36V195H35V193H39V192H35V191H33L32 192V190H34L32 187H28V185ZM36 184V185H35ZM55 184V185H54ZM67 184V185H66ZM31 185H29V186H31ZM55 186H56V188H58V190L55 188ZM86 187H87V189H89V190H87L86 189ZM30 188V189H29ZM74 189V190H73ZM86 190V191H85ZM57 191H58V193H57ZM61 191V192H60ZM70 191H67V192H70ZM85 191V192H84ZM35 192V193H34ZM90 192H92L91 190H90ZM2 194V193H1ZM40 194V193H39ZM58 195V196H57ZM69 195V196H68ZM47 196H48V198H47ZM86 196V197H85ZM47 198V199H46ZM59 199V197L57 198V200ZM68 199V200H69ZM41 202H40V201ZM48 200V201H47ZM42 201H44L43 203H42ZM50 201H51V203L54 201V203H50ZM59 201V200H58ZM57 201V202H58ZM67 201V200H66ZM83 201V202H84ZM6 202V203H5ZM67 202H69V201H67ZM83 202H80V203H83ZM83 204H86V202H84ZM88 204H90V203H88ZM86 205V207H81V209L83 208L84 209V211L85 212H88V211H90L91 209H92V205H91V208H90V205ZM51 205V206H50ZM80 206H82V204H80ZM149 206V205H148ZM145 208H143V209H146L147 207L146 206H144ZM152 207V206H151ZM150 206L148 207V208H150V209H152ZM44 208V209H43ZM94 208V207H93ZM87 209V210H86ZM138 209V210H137ZM137 209H135V208H130L129 209V211L127 212V213H129L130 211H134V210H136V211H139V209L140 210H142V207L141 206H139V208H137ZM43 210H44V212H43ZM146 210H148V211H150V213H148V212H146L147 214H145L144 212L146 211ZM143 213L141 212H139V214H137V213H133V212H130V214H132V215H130V214H125V215H130V216H112L111 217V226L110 225H108V227H109V235H108V238H109V240H110V237H111V240H113L112 239V237H114V238H116V236L118 235V230H119V232L120 231H122V233L121 234H123V236H124V238L125 239H129L130 237L132 238H135L136 237V239H144L143 240V243H145L146 245H147V243H149L148 245H150V246H148L149 247V249H148V251H150L151 253V255H150V258L149 257H145L144 255H146V256H148V253H144V255H142V253L141 254H139V255H142V256H139L138 254H136L137 252H134V253H129L127 256H124L122 259L123 260H127L126 262L125 261H123L122 259H120L121 261H119V260H117V261H111L110 263H105V264H138V261L140 260V257L142 258V260H140V261H143V262H147V261H145V258H146V260H147V258L148 259H150V261L148 262V264L150 263V262H152V258H154V257H152L151 258V256H153V254L154 253H157L158 254V256L160 257V255H170V251H168V249H170L169 247L171 246V245H174L175 246V249H173L171 252L173 253V251H174V253H175V255H177L178 253L181 255L182 253L180 252V249L181 250H184L185 252V254H186V258H188V259H185V261L186 260H189V258H190V262H193L192 264H199V262H200V264H205L206 263V259H207V255H206V253H204V251H206V249H209L208 247H209V245H207V246H205V245H202L199 241H201L200 240V238H205V235L207 236V234H208V236H207V238L209 237L210 239L211 238H215L216 236H212V234H210L209 235V233H204V231L206 232V230L204 229V231L203 230H201V229H199V228H201L202 226H198V229L201 231V232H203L202 234H201V232H198V230H197V226L195 227L196 229H193L194 228V226L192 227V228H190L189 226H190V224H183V223H180L179 222V220H177V221H175V219H173V218H170L169 216H163V213H162V215L161 214H159L160 213V211L158 212V208H157V212H153L152 210H154V209H152V210H149V209H146ZM83 211V210H82ZM3 215H2V214ZM154 213V214H153ZM155 213H156V215H155ZM5 214H6V217H9L8 215H10V216H12L13 218H11V220L12 219H14V221H8V219L7 220H5L6 218H5ZM8 214V215H7ZM134 214V215H133ZM149 214L151 215V217L153 216V218H149L148 216H149ZM157 214H159V215H157ZM147 215V216H146ZM161 215V216H160ZM4 216V217H3ZM21 216H23L24 217V219H25V221H23L22 219H20V220H18L17 219V221H16V217H18V218H21ZM141 216H143V217H141ZM47 217V216H46ZM122 217H123V219H122ZM167 217H169V219H173V220H170L169 222H170V224H169V222L168 221H166V218ZM5 218V219H4ZM147 218V219H146ZM149 218V219H148ZM10 219V218H9ZM143 219H144V222H143ZM169 219H167V220H169ZM122 221L123 222V224L125 225H123L122 226V228H121V226H119V225H117L118 223H119V221ZM164 220H165V222H164ZM125 221V222H124ZM48 222V223H47ZM50 222V223H49ZM172 222V223H171ZM174 222V223H173ZM176 222V223H175ZM52 223H53V225H52ZM117 223V224H116ZM126 223V224H125ZM136 223V224H135ZM145 223V224H144ZM148 223H150V224H148ZM153 223V224H152ZM167 223V224H166ZM48 224H50V225H48ZM115 224H116V229H118V230H116L115 229ZM132 224H134V225H132ZM137 224H139L138 226H137ZM148 226H147V225ZM192 224V223H191ZM128 225V226H127ZM145 225V226H144ZM51 226V227H50ZM54 228H53V227ZM151 228L150 230L147 228ZM162 228H161V227ZM166 226H168L169 228H166ZM176 226V227H175ZM124 227V228H123ZM127 227H129V230L130 231H133V230H135V232L136 233H134V234H132V232H129V230L128 231H126L125 229L127 228ZM131 227H133V228H131ZM135 227V228H134ZM160 227V228H159ZM121 230H120V229ZM137 228L139 229V230H137ZM147 228V229H146ZM132 229V230H131ZM180 229V230H179ZM191 229H193V230H196V233L198 232V234H199V236L198 235H196V233H195V235H193V233L195 232H193V230H191ZM124 230V231H123ZM171 230V231H170ZM173 230V231H172ZM178 230V231H177ZM140 232V235L138 234V232ZM169 233H168V232ZM178 234V236L177 235H175V232ZM58 234H57V233ZM116 232V233H115ZM127 232H128V234L130 235H128L127 234ZM146 232V233H145ZM167 232V233H166ZM193 232V233H192ZM113 233H114V236H113ZM119 233V234H120ZM156 233V234H155ZM162 235H161V234ZM167 235V234H170V236H167V238H166V236H164L165 234ZM153 234V235H152ZM162 236V237H160V235ZM173 234H174V238H173ZM192 234V235H191ZM155 235H157L156 237H155ZM201 235H202V237H201ZM66 236V235H65ZM139 236V237H138ZM153 236V237H152ZM195 236V237H194ZM138 237V238H137ZM142 237V238H141ZM149 237H150V239H149ZM171 239H170V238ZM178 237V238H177ZM183 237V238H182ZM191 237V238H190ZM194 239H193V238ZM198 237V238H197ZM41 238V239H40ZM55 238V239H54ZM75 238V239H74ZM130 238V240L131 241H133V239H131ZM154 238V239H153ZM174 239V241H175V243H176V240L178 241V243L177 244H175V243H171V242H174V241H171V240H173ZM208 238V240H207V244H213L214 242H213V239H211V241H210V239ZM39 239V240H38ZM156 239H158V240H156ZM168 239V240H167ZM37 242H36V241ZM52 240V241H53ZM81 240H83V242L81 241ZM110 240V241H111ZM135 240V239H134ZM145 240H147V241H145ZM155 240V241H154ZM163 240H166L165 242H163ZM215 240V239H214ZM42 241H45V238H44V240L42 239ZM41 241V242H42ZM51 241V242H52ZM58 241V242H59ZM115 241V240H114ZM140 241V240H139ZM145 241V242H144ZM154 241V242H153ZM189 241V242H188ZM208 241H209V243H208ZM80 242V243H79ZM162 244H161V243ZM184 242V243H183ZM187 242V243H186ZM196 242V243H195ZM26 243H28V245H26ZM55 243V242H54ZM60 243V242H59ZM81 243L83 244V246H80L81 245ZM85 243V244H84ZM167 244L166 245V251H165V248H164V244ZM57 244V243H56ZM140 244V243H139ZM145 244H143L142 245V243H141V246H140V249L141 250H144L145 249ZM183 244V245H182ZM201 244V245H200ZM210 244V245H211ZM19 245H25V246H27V247H29L30 248V250H29V248H28V251H27V247H25V246H20V247H22V248H17V250L16 251H18V253L15 251V247L16 246H19ZM163 247V250H164V252H161V250H162V248H161V246ZM15 246V247H14ZM36 246V247H37ZM117 246V245H116ZM143 246H144V248H143ZM187 246V247H186ZM201 246H203V250H201L200 248H202ZM11 247H13L12 248V250H14L15 252H16V255H14V251L13 252H11V250L9 249V248H11ZM26 249H25V248ZM157 247V248H156ZM173 247V246H172ZM189 247V248H188ZM143 248V249H142ZM178 248V249H177ZM180 248V249H179ZM185 248H187V250H191V254L190 253H188L189 251H186V249ZM20 249H24V252H25V255H27L28 254V257L27 256H25V255H23V251L20 253L19 252V250ZM67 249V251H69ZM146 249H147V247H146ZM172 249V248H171ZM262 249V248H261ZM264 249V248H263ZM262 249V250H263ZM162 250V251H163ZM262 250H260V251H257V252H262ZM29 251H31L32 252V254L29 252ZM66 251V250H65ZM73 250H71V252H72ZM169 252V253H166V252ZM176 251V252H175ZM264 251V250H263ZM29 252V253H28ZM70 252V251H69ZM139 252V251H138ZM142 252H144V251H142ZM63 253V252H62ZM61 253V254H62ZM66 253H68V252H66ZM165 253V254H164ZM255 253V252H254ZM253 253V256H255V257H258V260H260L261 258V260L264 262V252H262L261 253V255H260V253H255L254 254ZM29 254H31V255H29ZM34 254V255H33ZM73 254V253H72ZM75 254V253H74ZM135 254V255H134ZM156 254V255H157ZM185 254H183V255H185ZM203 254H205V256L203 255ZM208 254V253H207ZM257 254V255H256ZM19 257H18V256ZM131 255H134V256H136V258H137V256H138V258L137 259H139V260H137L136 258H135V262H134V256L133 257H131V258H133L132 260L130 259V256ZM155 255V256H156ZM173 255V254H172ZM171 255V256H172ZM174 255V256H175ZM209 255V254H208ZM13 256V257H12ZM33 256V257H32ZM69 256H71V257H74L75 255H71V253L69 254ZM173 256V257H174ZM190 256V257H189ZM203 256V257H202ZM243 256V255H242ZM241 256V257H242ZM262 256V257H261ZM7 257H8V259H7ZM11 257V258H10ZM157 257V256H156ZM162 257V256H161ZM183 257V256H182ZM225 257H229V256H225ZM240 257V258H241ZM244 258H245V256H243ZM252 257V256H251ZM255 257H253V258H251L252 260H250V261H252V263L251 264H253L254 263V261L256 262V264H261V260L257 263V258H255ZM10 258V259H9ZM18 258V259H17ZM20 258H21V260H20ZM33 258V259H32ZM128 258V259H127ZM158 258V257H157ZM176 258H179V257H177L176 256ZM7 259V260H6ZM50 259V260H49ZM61 260H62V257L60 258ZM130 259V260H129ZM156 259V258H155ZM155 259H153V260H155ZM227 259V261H229L228 259L229 258H226ZM248 260V258H245L244 260ZM249 259H250V257H249ZM18 260H20L19 261V263H18ZM129 260V261H128ZM193 260V261H192ZM200 260V261H199ZM222 260V259H221ZM241 260L243 261V258H241ZM44 261V262H43ZM49 261H52L51 263L49 262ZM63 262L62 263H64V260H62ZM139 261V262H140ZM159 260H157V261H154V262H158ZM181 261H183V259L181 260ZM205 261V262H204ZM226 261V260H225ZM225 261H224V259H223V262L225 263ZM240 261V260H239ZM240 262V264L241 263H243V262ZM47 262V263H46ZM247 262H249V261H247ZM27 263H29V262H27ZM30 263H32V262H30ZM34 263V264H35ZM40 263V264H41ZM159 263V262H158ZM227 263V262H226ZM225 263V264H226ZM237 263H238V261H237ZM246 263V262H245ZM244 263V264H245ZM249 263V264H250ZM22 264H25V263H22ZM60 264V263H59ZM143 264V263H142ZM152 264V263H151ZM157 264V263H156ZM247 264V263H246ZM263 264V263H262Z\"/></svg>",
  "mask_w": 264,
  "mask_h": 264
},
{
  "label": "bare ground",
  "instance_id": "obj_2",
  "mask_svg": "<svg viewBox=\"0 0 264 264\" xmlns=\"http://www.w3.org/2000/svg\"><path fill=\"white\" fill-rule=\"evenodd\" d=\"M27 2H26V5L29 7L28 8V10L30 9V7H32V5L33 4H35L36 5V8L37 7H41V8H48V6H47V2H49V3H51V0L50 1H46V3H44L43 2V4L46 6V7H43L44 5H41L42 3H41V1L39 2V0H37V1H34V0H32V3H29L30 1L29 0H26ZM29 1V2H28ZM43 1H45V0H43ZM67 1H69V6H71L70 4V0H67ZM80 1H82V0H80ZM84 1H86L85 2V5L84 6H82V8L83 7H87V5H89L90 4V2L91 3H93V4H90V5H92V6H90V11H89V9L88 8H86L83 12L84 13H86V12H89V13H87V18L89 17V19H87V21L88 22H86L85 24L87 25V23H90V21H91V27H90V25L88 26V28L89 29H87L88 31L90 30V32L88 33L89 34V37H87V40L85 39V40H82L84 37H86V35L84 36V37H82L81 35L79 36H77L75 39H70L71 40V42L68 44V45H62V46H56V48L59 50V47H60V49H61V47H63V46H65V48L67 49H65V51L66 52H68V48H69V46H73V44H79L80 42V44H79V46H77V45H74L75 46V48H76V46H77V48L78 47H82L83 49H81V48H79V49H81L80 51H79V49H77L76 48V51H78V52H75V54H77V55H75L76 57H71V56H68L69 54H70V51L71 50H69V54L68 55H66V54H64V55H66L67 56V58L68 59H70V58H72L73 60L75 59V58H77L78 56H79V54L81 55V52H82V50H83V53H85L84 55H85V57H86V54H90V56H87V57H91V58H93V60L91 59H89V58H81L80 56V58H77L78 60V63H79V60L80 61H82L81 63V66L82 65H85V66H82V68L80 69V68H78V66L75 68V70H78V69H80V70H78L77 72L74 70V68L71 70V71H73V72H71L70 70V72H66V73H69V74H65V71L63 72L64 74H62L63 75V77L64 78H60V79H63V81H64V85H65V83H66V85H65V87H63L64 85H62L63 84V82H61V84H58L59 86H62L63 87V89H62V87H61V89L62 90H64V92H66V93H68L69 95H71L70 93H71V91L73 90V92L76 90V89H78V90H89V88H90V86H92V84H96V85H98V87L96 86V88H97V91L99 90V92H100V90L102 89V88H106L107 86H105V83H104V85H101V83L104 81L103 80V78L104 79H107L106 81H107V85L108 84H110V83H108V79L109 78H107V77H110V78H115V80L117 81L118 79H126L127 80V75H129L128 73H127V77H124V78H122V77H120V76H122V75H120V76H116V73H115V70H117L118 68H114L115 70H114V72H112V71H109V70H107V68L109 67V68H111V66L112 65H109V61H114L115 63H117V65H118V67H119V65H120V70H121V68H123L124 66H122L123 65V63H121V62H123L122 60H123V58H122V56L120 55V56H118V54H116V59H120L119 60V64H118V60H114L113 58V56H115V55H113L112 57H109V61H108V64H106V63H103L104 64V69H103V72H102V74H100L99 73V70L98 69H100V68H98V69H95L96 67H98V66H96V67H92V65L94 64H96V62L94 63V60L95 61H97V65H99V67L101 66V64H102V61L104 60V56L101 54V56H102V58H101V56L99 55L98 56V54L99 53H97L96 54V51L97 52H99V50L97 49L98 48V46H100L101 44L104 46V44H106V46H105V48L104 49H102L103 48V46H102V48L100 49L101 50V52H105L106 50H110V48H107V45L109 44L108 42L110 41V39H111V37L110 38H108L109 39V41H108V39H106L107 37H109L110 36V32H111V34H112V31L114 30V29H112V23H110V20H111V18L112 19H117L118 20V17H119V15L118 14H120V16L122 17V14L124 15L125 14V17H122V20H123V22L122 23H124V24H132V22H133V25H131L132 27H129V28H132V30H130V31H132V33H134L135 32V30H134V32H133V29H135L134 27V24H136V23H139L138 21H139V19L138 18H142V17H140V15H139V17L137 16H135V17H133V16H130V17H133V18H135L136 19V23H134L135 21H130V19H129V17L128 16H126V14L128 13V10L127 9H125V7H124V4H125V2H123V1H126V0H123V1H117L118 2V4H115L116 2V0H111V1H113V2H110V7H109V2H108V5H104L106 2L105 1H107V0H104V6L103 5H99V1L97 2V0L95 1V0H91V1H89V0H84ZM89 1V2H88ZM110 1V0H109ZM128 1V0H127ZM134 0H132V2H133ZM141 2H139V3H137V1H135L134 3H132V2H130V1H128V3L133 7H135L136 8V11L138 10V11H140V12H142L141 10L144 8V7H146L149 3H144L143 1H145V0H140ZM149 1V0H148ZM152 1V0H151ZM151 1H150V4L152 5V3H151ZM174 1V0H173ZM170 2V5H169V7H173V9L175 8V7H177V6H171L172 4L171 3H174V4H179V3H181L182 5H180V7H178V9L176 10H172V9H169V11H166L167 10V6L168 5H166L165 4V7H163L162 8V4H160V5H158V8L160 9V11H162V13H163V15H168V19H170L171 17V19H173L174 17H177L174 21H175V23H174V21H173V23H172V21L171 20H165L166 21V23H164V24H162L163 22H161L160 24H162V25H165L166 27H167V31H166V33L168 32V30L171 32V30L170 29H172V30H176V28H174V27H177L178 26V24L180 23V24H182L184 27H186V26H188V23H190L191 22V18H192V16L191 15H193V17L195 18V17H197V16H199L197 13H196V11H195V9L194 8H197L198 7V5H200V7L199 8H197L199 11H201L202 9H203V7L204 8H206V12L207 13H210V15H211V17H212V14H214L215 16H218V17H214L215 19H213V20H215L216 22H217V19L219 18V16H222V17H220V19H222V20H224V21H222V20H220V21H222V24H223V22L225 23L224 25H226L227 24V22H228V25H229V23H231V21L233 22V24H232V27H234V24H235V26H239V24L242 26V31L240 32V34L242 35L243 34V32H245L244 33V36L242 35V37H246V43L245 44H247V46H246V48H251V52H250V54H253V55H250L249 57H251L252 58V56H253V59H254V61H253V59L252 60H250L251 58H249V60L250 61H253V64L251 63V66H250V64H248V62H246V65L244 66L243 64H242V66L244 67V68H240L239 69V67L240 66H237V65H241V64H238L237 63V70H238V72H235L234 70H232L231 72H230V70H228V68H226V67H222L223 68V70L226 72L225 73V75H222V74H224V71L221 69V71H222V73L220 74L221 76H219L218 74H219V72H221L220 70L218 71L217 70V73H215L216 71L215 70H213V69H209V70H211V71H208V72H210V74H211V72H212V75H214V77L213 78H215V75L216 76H219V78H218V80H216L215 81V79L212 81L210 78H212V77H210L209 79L211 80V81H208V80H206L207 79V75H210V74H208V72H206V74H202V72L203 71H201V72H199V74H197V72L196 73H193V75H194V77L196 78V80H193V75L191 74V76L190 75H188V80H187V78L186 77H183L184 79H182V80H180V82H182V84H183V82L185 83V85H187V82L188 83H191L192 84V86H193V81H195L194 82V85H197L195 88H192V86H191V88H190V86H189V84L187 85L188 87L187 88H185L186 86L185 85H182V84H180V85H182V87L184 86V88H181L180 90L182 91V94L184 95V96H186V98L181 94V91L180 90H178V91H180V92H178V94H176L175 93V91H174V93L176 94V95H178L179 96V98H176V99H180L181 97H183V101L187 104V105H185V103L184 102H181L182 103V105H183V103H184V105L182 106V107H180L179 105L180 104H178V106L176 105L175 106V108L177 109V111H181V113H182V108H183V110H185V108L184 107H187L188 108V105H189V103H190V105L191 106H193V110H191L190 108V111H188L189 112V115H187V110H185V112H186V114H185V112H184V118H186V116H188V118H186V119H184L183 117H181L180 116V112L175 116V118L173 117L172 119L170 118V117H168V116H166L167 117V120H170V121H165V119L162 121H159V123L158 122H156V123H158L159 125H160V122L162 123V126H163V128H162V132L163 133H165L164 135H165V139H166V137H167V146H168V142H169V146L167 147L166 146V144L163 142V140H161L162 138H159L160 140H158V139H155L157 142H159L160 141V143L158 144V145H160L162 142L165 144H163V147L164 146H166V147H164L165 148V150H163L164 148H160L158 145H157V143H156V141L153 139V136L152 135H156V132L155 133H153V132H149V134L150 133H152V134H150L151 135V138H148V140L150 141L149 143H146V141H148V140H146L147 139V136H148V132L146 131L148 128H150V127H145L146 128V130L144 129H141V130H143L144 131V133H145V131H146V134H147V136H144L143 134H140V135H142V137L144 136L146 139H142L143 140V142H140V140L141 139H137V137L135 138L134 137V140L135 139H137L136 140V142H134V140H133V144H135V145H132V143H128V141H129V139H122V137H120L122 140H126V142H125V145H127V146H123V147H127V149H132V148H134L133 146H135V148H137L138 146H139V144L140 143H143V145H144V143L147 145V144H149V145H144V147H145V149L146 150H144L145 152H148L149 150H153V148L154 147H158V149L160 148V150H159V152L157 151V149L156 150H154L153 152L152 151H149L148 153L149 154H147V153H145V154H147V156L146 155H143V153H142V155L143 156H145V159L146 160H148V161H146L145 160V162H148V163H146V164H149V163H151L152 162V164L153 163H155V164H153L152 166H154V169L152 168H149L150 170H148V168L146 169V170H143V168H144V166L142 167V170L143 171H141V169H140V167H138V166H140V165H136V167L135 166H132L131 164V167L132 168H128V167H126V169H124V168H121V165H120V168L121 169H118V170H116V167H115V170H113V168L114 167H111L110 169H112V170H108V171H110V172H105L104 171V174H100L99 172H97V173H99V175H96L95 173H93V174H91V175H93V176H91L90 175V177H92L91 178V181L89 180L90 179V177H88L87 178V180H88V182L86 183V185L88 184V186L87 187H89L90 186V190L92 191V192H90V190L89 189H87V187H86V189L87 190H89V193H90V196L88 197V199H86V201H84V200H82V199H80L79 201L80 202H86V204H83V203H75V201H70V199L71 198H73V196L69 199L68 197H67V201H69V202H67L66 200H65V197L67 196V195H65L64 193H61L60 195L61 196H58L59 197V201L57 200V198L58 197H55L54 199V201L56 202V203H54V201L52 202V203H54V205L52 206V207H49L47 204V202H46V206H43V207H47V208H45L46 209V211H45V215L47 216H44V218H47L48 219V221L50 220L51 222H53L54 223V225H55V228H57V230H60V231H57V232H59V234H60V236L58 235V237H61V235H64V236H62L61 238H62V240L64 239V241H66L65 240V238H69V240H68V242L69 243H71L72 244V242H70V237H72V236H74L75 238H77L76 240H79L78 239V237L80 238H82L83 240L84 239H86L85 240V243H86V246L84 245L83 246V244L81 243V245L80 246H83V248H79V249H77V248H75V247H72L70 250L68 249V246H67V243H65L64 244V242L63 241H57V239H56V241L55 240H53V238L50 240V239H46L47 237H44L45 238V241H42V239L44 240V238H40L41 239V241H40V244H38V246H37V244H31V248H32V245H35V248H34V250H33V252H34V254H35V256L37 255V257H35V258H38V261H42V260H40V259H45L46 260V258H50L51 260H54V259H56L57 257H59V255H61V257H62V260H64V263H62L63 261L60 259L61 257H59V261H61V262H59L60 264H105V263H110L111 261H117V260H119V261H121L120 259H122L124 256H127L129 253H134V252H137L136 254H141L142 253V255H144V253H148V256H146V255H144L145 257H149L150 258V251H148V249H149V247L148 246H150V245H148L149 243H147V245L145 244V243H143V240L144 239H139L138 237V239H136V237L135 238H131V239H133V241H131L130 240V238L127 240V239H125L124 238V236H123V234H121L122 233V231H120L119 232V230L118 229H116V224H115V229L116 230H118V235L116 236V238H114V237H112V239L113 240H111V237H110V240H109V238H108V235H109V227L111 226L110 224H111V217L114 215V216H130V215H132V214H130V212H133V213H137V214H139V212L141 213H143L146 209H149V210H152V209H154V210H152L153 212L155 211V212H157L156 210H157V208H158V212L160 211V213L159 214H161L162 215V213H163V216H169L170 218H173V219H175V221H177V220H179V222L180 223H183V224H190V228H192L193 226H194V228L193 229H196L195 227L197 226V230H198V232H201L199 229H201V230H203L204 231V229L206 230V232L204 231V233H209V235L210 234H212V236L214 235V236H216L215 238L213 237V238H211V239H213V244H207L206 242H207V240H208V238H207V236H208V234H207V236L205 235V238H203L202 237V235H201V237L202 238H200V240L201 241H199L202 245H205V246H207V245H209V249H206V251H204V253H206V255H207V261H206V263L205 264H225L226 262V264H240V262L242 261L241 260V258H243V263H241V264H244L245 262L247 263V264H249L250 262L252 263V261H250V260H252L251 258H253V257H255V256H253V253L255 252V253H260V252H257V251H260V250H262L263 248H264V8L263 9H259L257 6H255V2H253V4H251L252 2V0L250 1L251 3L250 4H245V2H244V4H242L241 2V4H242V7L243 8H241V5L239 4V6L238 5H236L237 6V8H241V9H236V7H234L233 5H235L237 2H239L238 0L236 1V3H235V0L233 1V2H229V1H227V0H216V1H219V2H216V1H213V0H190V1H188V3H186V2H184V1H182V2H177V3H175L176 2V0H175V2ZM196 1V2H195ZM231 1V0H230ZM245 1H248L249 2V0H245ZM256 1V0H255ZM21 2H22V0H0V25L3 23V22H7L8 21V18L10 19V17H12V15H10V13L11 14H13L14 12H12L13 10H16L17 12H20V10L23 8V10L25 11L26 9H25V6H20L21 5ZM33 2H35V3H33ZM36 2H38L37 4H36ZM54 2V1H53ZM51 3V4H55V2L54 3ZM72 2H74V1H72ZM88 2V3H87ZM158 2V1H157ZM48 3V4H49ZM82 3L83 2H79V4L80 5H82ZM87 3V4H86ZM111 3H113V5H115V6H112V4ZM120 3V4H119ZM156 3V2H155ZM185 3V4H184ZM235 3V4H234ZM28 4H30V5H28ZM40 4V5H39ZM51 4H49V8H50V6H51ZM59 4V3H58ZM62 4V3H61ZM73 4H75V2L73 3ZM102 4V3H101ZM107 4V3H106ZM122 4V5H121ZM139 4V5H138ZM142 4V5H141ZM146 4V5H145ZM158 4V3H157ZM259 4V3H258ZM257 4V5H258ZM25 5V4H24ZM35 5H33V7L35 8ZM57 6V8H56V6ZM54 6V8H56L57 10H62V8H58V7H61V6H59V5H57V2H56V4H55ZM67 5V4H66ZM67 5V6H68ZM79 5V6H80ZM94 5L95 6H97V7H94ZM144 5V6H143ZM164 5V4H163ZM20 6V7H19ZM68 6V7H69ZM103 6V7H102ZM107 6V7H106ZM121 6V7H120ZM131 6H130V9H131ZM137 6H138V8H137ZM140 6V7H139ZM155 6H157L156 4H155ZM233 6V7H232ZM32 7V8H33ZM53 7V6H52ZM51 7V8H52ZM67 7V8H68ZM72 7V6H71ZM71 7L69 8V9H71ZM110 9H112V10H110ZM112 7V8H111ZM114 7H116V8H119V9H121V10H118V9H116V8H114ZM142 7V8H141ZM207 7L209 8V9H207ZM27 8V7H26ZM39 8H38V11H41V9L39 10ZM79 7H78V5H77V9H78ZM82 8H81V11H82ZM92 8V9H91ZM93 8H95V9H93ZM108 8V9H107ZM134 8V9H135ZM157 8V7H156ZM156 8H154V9H156ZM157 8V11H159V9ZM166 8V9H165ZM261 8V7H260ZM66 9V8H65ZM68 9V10H69ZM77 9H76V11H77ZM88 9V11H86ZM124 9V11L126 12V13H124L122 10ZM146 9H147V7H146ZM152 9V8H151ZM162 9V10H161ZM164 9H165V11L167 12V14H165L166 12L164 11ZM243 9V10H242ZM35 9H33V11H34ZM37 10V9H36ZM49 11H50V9H48ZM47 9H46V11H48ZM53 9H51V13H53V11H56V10H53ZM59 10V11H60ZM149 10V9H148ZM239 10H241V11H239ZM22 11V10H21ZM24 11H23V13H24ZM30 12H33L31 9L29 10ZM29 11H28V13H29ZM66 11V10H65ZM115 11H118V13H116ZM120 11V12H119ZM122 11V12H121ZM130 11H133V10H130ZM146 11V10H145ZM174 11V12H173ZM176 11V12H175ZM262 11V12H261ZM62 13H63V10L61 11ZM78 12H80V11H78ZM83 12H81L82 14H83ZM148 12V11H147ZM150 12V11H149ZM169 12V13H168ZM16 13V12H15ZM36 16H37V11H35V12H33ZM33 13H30V15H31V17L32 16H34L33 15ZM40 13V12H39ZM41 13H42V11H41ZM59 12H57V14H58ZM122 13V14H121ZM131 12H129V14H130ZM143 13V12H142ZM176 13V14H175ZM192 13V14H191ZM194 13V14H193ZM212 13V14H211ZM8 14V15H7ZM25 14V13H24ZM90 14V15H89ZM115 14V15H114ZM132 14V13H131ZM148 14V13H147ZM150 14H151V12H150ZM171 14V15H170ZM17 15V14H16ZM15 15V16H16ZM29 15V14H28ZM27 15V13H26V16H28ZM45 15L46 16H48V17H45ZM54 16H52V18L51 17H49V15H47L46 13H44V18H51V19H49L50 21L53 19H56V20H60V21H62L63 19H59V18H57V16H56V18H54L55 17V15H56V12L53 14ZM60 15V14H59ZM64 15H65V13H64ZM70 15V14H69ZM81 15V14H80ZM86 15V14H85ZM84 15V16H85ZM89 15V16H88ZM114 15V16H113ZM116 15H118L117 17H116ZM135 15V14H134ZM145 15V14H144ZM156 15V11H155V14L154 13H152V16H155ZM169 15H170V18H169ZM196 15V16H195ZM22 16V15H21ZM36 16H34V17H36ZM40 16V14L38 15V17ZM62 16V15H61ZM83 16V15H82ZM82 16H80L82 19L84 18V16L82 17ZM94 17V22H93V24H94V27L92 26L93 24H92V18ZM143 16V15H142ZM146 16V15H145ZM148 16V15H147ZM166 16H164V17H166ZM208 16H209V14H208ZM73 17V16H72ZM79 17V18H80ZM91 17V18H90ZM114 17V18H113ZM128 17V18H127ZM151 17V16H150ZM200 17V16H199ZM210 16H209V18H211ZM21 18V17H20ZM23 18V17H22ZM21 18V19H22ZM61 18V17H60ZM153 18V17H152ZM152 18H150V20L152 19ZM198 18V17H197ZM5 19H7L6 21H5ZM20 19V20H21ZM31 20H32V18H30ZM38 18H36V20H37ZM39 19H40V17H39ZM38 19V20H39ZM42 19V18H41ZM109 19V20H108ZM120 19V18H119ZM125 19H126V21H125ZM138 19V20H137ZM196 19V18H195ZM193 20V22L195 23L196 21H198L199 22V19H201V18H198V19H196V20ZM225 19H227V20H225ZM11 20H13V19H11ZM20 20H18V22L20 21ZM81 20V19H80ZM109 21V23H107V21ZM128 20V21H127ZM144 20V19H143ZM153 20H154V18H153ZM27 21V20H26ZM45 21V20H44ZM55 21V20H54ZM78 21V20H77ZM84 21H85V19H84ZM119 21V20H118ZM121 21V20H120ZM131 23H130V22ZM219 21V20H218ZM220 21H219V23H220ZM230 21V22H229ZM235 21H237L236 23H235ZM15 22L17 23V24H15ZM15 22L14 21H12V26L11 25H8V24H6V25H4V23L0 26V28H3V27H7V30H8V27L9 26H11V28L13 29V28H15L17 25H19L18 24V22H17V20H15ZM22 22H23V20H22ZM28 22V21H27ZM41 22H42V20H41ZM126 22H128V23H126ZM167 22H171V23H167ZM193 22H192V24H193ZM239 22V23H238ZM242 22H244L245 24H243ZM20 23V22H19ZM56 23V22H55ZM74 23H75V21H74ZM80 23V22H79ZM82 23V22H81ZM118 24H119V22H117ZM148 23V22H147ZM151 23V22H150ZM157 22H155V24H156ZM185 23V24H184ZM218 23V22H217ZM21 24H23V23H21ZM63 24V23H62ZM85 24H84V26H85ZM107 25V24H109L107 27H105V25ZM115 24H116V22H115ZM114 24V25H115ZM140 24V23H139ZM141 24H143L144 25V23H141ZM169 24H171V25H169ZM179 24V25H180ZM191 24V23H190ZM189 24V25H190ZM196 24H197V22H196ZM243 24V25H242ZM14 25H15V27H14ZM61 25V24H60ZM80 25V24H79ZM104 25V26H103ZM111 25V26H110ZM117 25V24H116ZM145 25H147V24H145ZM158 25V24H157ZM220 25V24H219ZM245 25V26H244ZM23 26V25H22ZM22 26H17L18 27V30H20L21 29V27ZM65 26V25H64ZM83 26V25H82ZM141 27H143L142 25H140ZM160 26V25H159ZM182 26V27H183ZM263 26V27H262ZM17 27L15 28V30L16 31H18L17 30ZM24 27V26H23ZM79 27V26H78ZM77 27V28H78ZM117 27H120V25H117ZM125 27V26H124ZM138 27V26H137ZM147 27V26H146ZM183 27V28H184ZM245 27V28H244ZM251 28V29H249L248 31H249V33H247L248 31H246L245 29H247V28ZM20 28V29H19ZM84 28V27H83ZM87 28V27H86ZM86 28H84V29H86ZM94 28V30L96 31L97 30V32H95V31H91V29H93ZM121 28V27H120ZM123 28V27H122ZM145 28V27H144ZM169 28V29H168ZM188 28V27H187ZM227 28V27H226ZM230 27H228V29H229ZM239 28H241L240 26H239ZM6 29V28H5ZM116 29V28H115ZM178 29H180V28H178ZM227 29V30H228ZM231 29V28H230ZM4 30V29H3ZM58 30V29H57ZM83 30V29H82ZM146 30V29H145ZM153 30H154V28H153ZM161 30V29H160ZM226 30V31H227ZM245 30V31H244ZM69 31V30H68ZM124 31V30H123ZM125 31H127L128 32V30H126L125 29ZM139 31V32H138ZM148 31H150L149 29H148ZM180 31H182V30H180ZM225 31V32H226ZM9 32V31H8ZM19 32V31H18ZM86 32V31H85ZM84 32V33H85ZM92 32H94V33H92ZM140 33L141 31L140 30H136V33ZM147 32V31H146ZM156 32H162V31H156ZM177 33H179L178 31H176ZM233 32V31H232ZM239 32V31H238ZM237 32V33H238ZM3 33V32H2ZM83 33V34H84ZM91 33V34H90ZM117 33H119V32H117ZM154 33V32H153ZM164 32H162L161 33V35L163 34ZM166 33H164L162 36L164 37V38H162V36L159 34L158 36H160V38H161V40H163V41H161L162 42V45H161V42H157L158 44V46H163V42L165 41V36L164 35H166ZM172 34H173V32H171ZM236 33V32H235ZM250 34V35H247V34ZM5 34V33H4ZM68 34V33H67ZM74 34V33H73ZM72 34V35H73ZM86 34H87V32H86ZM87 34V35H88ZM124 34V33H123ZM130 35H131V32L129 33ZM135 34V33H134ZM143 34H147V33H145V32H143L142 34H141V36L143 35ZM168 34H170L169 32H168ZM167 34V35H168ZM246 34V35H245ZM66 35V34H65ZM64 35V36H65ZM77 35V34H76ZM119 37H120V35H122V32L120 33V34H117ZM126 35V34H125ZM125 35H123V38L125 37ZM166 35V37L168 38H170L171 40L169 41L170 43H171V41H172V43L174 42L173 40H176V38H174V34L173 35H170V36H167ZM238 35V34H237ZM16 36V35H15ZM75 36V35H74ZM117 36V37H118ZM127 36V35H126ZM171 36H173L172 38H171ZM14 37V36H13ZM16 37H18L19 39H20V37L17 35ZM52 37V36H51ZM55 36H53L52 38H54ZM58 37V36H57ZM61 37V36H60ZM78 37L80 38V37H82L81 39H79V40H81V41H78L77 39H78ZM122 37V36H121ZM130 36H128L127 38H129ZM147 37V36H146ZM149 37V36H148ZM2 38V37H1ZM1 38H0V40H1ZM9 38H10V36H9ZM12 38V37H11ZM67 38H68V36H67ZM67 38H64L65 40H64V42L66 43V41L68 42L69 41V39H67ZM123 38H118V39H121V43H122V39ZM174 38V39H173ZM7 39V38H6ZM58 39V38H57ZM56 38H54V39H52V41L54 42V40H55V42H56V40H57ZM60 39V38H59ZM58 39V40H59ZM61 39L63 40V36L61 37ZM67 39V40H66ZM106 39V40H105ZM118 40L117 38H114V40ZM173 39V40H172ZM12 40V39H11ZM22 40H24L23 38H22ZM62 40L60 41L59 40V42H62ZM73 40H75V41H73ZM154 40V39H153ZM169 40V39H168ZM242 40H244L243 38H242ZM6 41V40H5ZM15 41V40H14ZM27 41V40H26ZM72 41L74 42V43H72ZM78 43H77V42ZM124 41H126V40H124ZM156 41H157V38H156ZM25 42V41H24ZM42 41H39V43H41ZM44 42V41H43ZM55 42L53 43L54 45H55ZM58 42V41H57ZM63 42V43H64ZM115 42H117V41H115ZM115 42H113V45L115 46V50H116V46L118 45V47H119V44L120 43H115ZM153 42V41H152ZM155 42V41H154ZM214 42H215V40H214ZM2 42L0 41V44H1ZM7 45H8V49L6 50L5 48H3L2 49V51H1V49H0V53H4V55L3 54H1V56H5V57H7L5 54H6V51H7V53L9 52H14V50L17 48V47H15V46H17L18 45V43H16V45L15 44H11V41H9V40H7ZM32 43H34V41L32 42ZM38 43V45H40ZM64 43V44H65ZM72 43V44H71ZM108 43V44H107ZM127 43V42H126ZM131 43V42H130ZM165 43V42H164ZM169 43V44H170ZM175 43V42H174ZM209 43V42H208ZM242 43V42H241ZM9 44H11V45H13L14 47H15V49H12V46L11 45H9ZM35 44H36V42H35ZM43 44V43H42ZM117 44V45H116ZM168 44V43H167ZM211 46H212V44L211 43H209ZM216 44V43H215ZM215 44H213V45H215ZM244 44V45H245ZM32 45V44H31ZM37 45V44H36ZM45 45V44H44ZM48 45H51V44H48ZM56 45H58V44H56ZM110 45V44H109ZM108 45V46H109ZM111 45H112V43H111ZM110 45V46H111ZM129 45V44H128ZM223 45H225V43L223 44ZM242 46H244L243 44H241ZM3 46L5 47V45H4V43H3ZM9 46L11 47V48H9ZM42 45H40V46H38V47H41ZM123 46V45H122ZM165 46V45H164ZM13 47V48H14ZM70 47V48H71ZM97 47V48H96ZM101 47V46H100ZM121 47V46H120ZM132 47V46H131ZM224 47V46H223ZM229 47V46H228ZM245 47V46H244ZM1 48V47H0ZM42 48V49H41ZM40 49L42 50V51H44V48H43V46L41 47ZM73 48V47H72ZM71 48V49H72ZM213 48H217V47H212V49ZM224 48H226V47H224ZM9 49H12V50H10L9 51ZM35 49V48H34ZM49 49V48H48ZM57 49H54V51L56 52V50ZM96 51H95V50ZM227 49V48H226ZM37 51H38V49H36ZM46 50V49H45ZM52 50V49H51ZM62 50V49H61ZM61 50H59V53L60 52H62ZM74 50V49H73ZM104 50V51H103ZM114 50V51H115ZM123 50V49H122ZM121 50V51H122ZM216 50V49H215ZM217 50H218V48H217ZM220 50H222V49H220ZM228 50H230V53L229 52H227ZM228 50H226V52L230 55H232L233 56V53H232V49H228ZM3 51H5V52H3ZM17 50H15V52H16ZM49 51V50H48ZM85 51V52H84ZM94 53H93V52ZM108 51H106V52H108ZM114 51H112V49L110 50V52H108V54H110L111 52H114ZM117 52H119L118 51V49L116 50ZM115 51V52H116ZM224 51V50H223ZM254 51V52H253ZM20 50H19V53H17L18 55L20 54ZM24 52V51H23ZM23 52H22V55H23ZM90 52H92V56H91V53ZM116 52V53H117ZM222 52V51H221ZM8 53V54H9ZM43 54L41 55V57L43 56V57H45L44 56V52H42ZM74 53V52H73ZM224 53V52H223ZM226 53V54H227ZM10 54H12V53H10ZM9 54V55H10ZM39 54V53H38ZM56 54V53H55ZM62 54V53H61ZM60 54V55H61ZM63 54H62V56H63ZM97 55V56H95V55ZM123 54H124V52H123ZM21 55V54H20ZM46 55V54H45ZM47 55H48V53H47ZM52 55V54H51ZM51 55L50 56H47V58H49V57H51ZM71 55H72V52H71ZM83 55V54H82ZM81 55V56H82ZM83 55V56H84ZM111 55H112V53H111ZM111 55H109V56H111ZM125 55V54H124ZM241 56L240 57H242V54H240ZM254 55H256V56H254ZM24 56V55H23ZM40 56V55H39ZM61 56V57H62ZM65 56V57H66ZM82 56V57H83ZM93 56H95V57H97V58H94ZM106 56H108V55H106ZM117 56H118V58H117ZM232 56H230L229 58H230V60L229 61H231L230 63H232L234 60H231V59H234V58H232ZM42 57V58H43ZM119 57H121V58H119ZM255 57V58H254ZM19 58H21V56H19ZM42 58H41V60H42ZM46 58V59H47ZM55 58V57H54ZM64 58V57H63ZM99 58V59H98ZM108 58V57H107ZM131 58V57H130ZM221 58L223 59V57L221 56ZM257 58V59H256ZM7 59H8V61H9V59H10V56L9 57H7ZM50 59V58H49ZM48 59V60H49ZM52 59V58H51ZM62 59V58H61ZM60 59V60H61ZM68 59H67V61H68ZM72 59L70 60V62H63V64L61 63V64H59L60 62H62V61H60V62H58V64L61 66H64V63H66V65L67 66H65V67H68L69 65V67H71V65H74L73 64V62H71L72 61ZM86 61H85V60ZM101 59H103V60H101ZM124 59H125V56H124ZM218 59H220V57L218 58L217 57V59L215 60L214 59V61L216 62ZM48 60L47 61H45L46 63H48V65H49V63L50 62H48ZM53 60V59H52ZM64 60V59H63ZM99 60H100V62H99ZM213 60V59H212ZM225 60H227V58L225 57ZM50 61V60H49ZM66 61V60H65ZM85 61V62H84ZM127 61V60H126ZM222 61V60H221ZM228 61V60H227ZM241 61H242V59H241ZM56 62V61H55ZM125 62V61H124ZM131 62V61H130ZM133 62V61H132ZM51 63H54V61H52ZM50 63V64H51ZM57 63V62H56ZM56 63H54V64H56ZM74 63H76V61L74 62ZM88 63H90V65L88 64ZM93 63V64H92ZM100 63V64H99ZM128 63V62H127ZM227 63L228 62H226L225 61V63H223V64H226L227 65ZM80 64V63H79ZM112 64H114V63H112ZM122 64V65H121ZM177 64V63H176ZM211 64V63H210ZM215 64V63H214ZM47 65V66H48ZM59 65H58V67H59ZM75 65H78L77 63L75 64ZM75 65L73 66V67H75ZM93 65V66H94ZM107 65H109V66H107ZM206 65V64H205ZM204 65V66H205ZM213 65V64H212ZM57 66V65H56ZM62 66H61V68H62ZM81 66H79V67H81ZM122 66V67H121ZM201 66V65H200ZM207 66V65H206ZM222 66V65H221ZM228 66V65H227ZM235 66V67H236ZM49 67H52L53 68V66H51V65H49ZM64 67V68H65ZM92 67V68H91ZM199 67V66H198ZM212 67V66H211ZM214 67V66H213ZM220 67V66H219ZM229 67V66H228ZM232 68L234 67V66H231ZM63 68V69H64ZM106 68V69H105ZM132 68V67H131ZM184 68H185V66H184ZM195 68V67H194ZM193 67H192V69H194ZM225 68L228 70V72H230V73H228L227 72V70H225ZM230 68V67H229ZM54 69V68H53ZM63 69H60V70H63ZM67 69H71V68H67ZM66 68H65V70H67ZM178 69H180V68H178ZM177 69V70H178ZM182 69V68H181ZM185 69H187V68H185ZM192 69H190V71L192 72ZM196 69V68H195ZM199 69V68H198ZM207 69V68H206ZM218 69V68H217ZM234 69H236V68H234ZM104 70H107L108 72H105ZM101 71V70H100ZM132 71H134V70H131V72L130 73H132ZM184 71H186V70H184ZM53 72H55V71H53ZM99 74H98V73ZM168 72V71H167ZM166 72V73H167ZM188 72V71H187ZM213 72H214V74H213ZM5 73V72H4ZM118 73V72H117ZM120 73V72H119ZM165 73V74H166ZM183 73H185V72H183ZM189 73V72H188ZM200 73L202 74V75H200ZM228 73V74H227ZM231 73H233V76H230V78H227ZM122 74H125V73H122ZM163 74V73H162ZM118 75V74H117ZM184 75V74H183ZM186 75V74H185ZM196 75H200V76H196ZM232 75V74H231ZM50 76V75H49ZM202 76V77H201ZM223 76V77H222ZM47 77V76H46ZM120 77V78H119ZM166 77V76H165ZM179 77H181V76H179ZM190 77V78H189ZM192 77V78H191ZM220 77H222V78H220ZM1 78V77H0ZM51 78V77H50ZM55 78V77H54ZM202 78H205V79H202ZM212 78V79H213ZM3 79V81H4V78H2ZM64 79H66V82H65V80ZM200 79H201V81H200ZM91 81V83H89V81ZM110 81H111V83L113 82V84L114 85H117L119 82H114V81H112L111 79H109ZM121 81V82H123L124 83V81H126V80H124V81ZM179 80V78L177 79V81ZM189 80H191V82L189 81ZM204 80V81H203ZM105 81V82H106ZM176 81V82H177ZM57 82H58V80H57ZM89 84H88V83ZM179 82V83H180ZM178 83V82H177ZM176 83V84H177ZM55 84V83H54ZM87 84V85H86ZM99 84H100V86L101 87H99ZM103 84V83H102ZM120 84V83H119ZM130 84V83H129ZM141 84H142V82H141ZM199 84V85H198ZM85 85V89L83 88V86ZM88 85H90L89 86V88H88ZM127 85V84H126ZM139 85V84H138ZM52 86H54V85H52ZM102 86H104V87H102ZM113 86V85H112ZM130 86V85H129ZM132 86L133 87H137V89H135V90H137L138 91V89L140 90V87H141V85H140V87L139 86H135V83L134 84H132ZM145 86H146V84L144 85V87L143 88H145ZM82 87V89H79V88H81ZM125 87V86H124ZM123 87V88H124ZM150 87H152V86H150ZM150 87H149V89H150ZM176 87V86H175ZM47 88V87H46ZM45 88V89H46ZM68 90H67V89ZM88 88V89H87ZM91 88H94V87H91ZM100 88V89H99ZM111 88H113V87H110L109 85H108V87H107V89L108 90H110ZM116 88V87H115ZM125 88H130V87H125ZM153 88V87H152ZM59 90V91H61L62 92V90ZM72 89V90H71ZM178 89V88H177ZM176 89V90H177ZM69 90H71L70 91V93L68 92ZM82 90V91H83ZM130 90V89H129ZM155 90V89H154ZM164 90V89H163ZM77 91V90H76ZM84 91L83 92H81L80 94L82 95L83 93H84ZM86 91H85V93H86ZM96 91V92H97ZM102 91V90H101ZM104 91V90H103ZM103 91L101 92V93H103ZM105 91H107L106 89H105ZM104 91V92H105ZM131 91H132V89H131ZM130 91V92H131ZM134 91V90H133ZM153 91V90H152ZM151 91V92H152ZM20 92V91H19ZM23 92V91H22ZM52 92V91H51ZM72 92V93H73ZM92 92H94V89H92ZM135 92V91H134ZM139 92V91H138ZM142 92H143V90H142ZM146 92H147V90L145 91V93L144 94H146ZM158 93L160 92V91H157ZM157 92L156 93H154V95H152V93H151V96L150 95H148L149 97H150V100H152V101H150V100H148L149 99V97H148V101H146V100H144V102L143 103H146V105L148 104V103H151V104H153V102H155V104H157V102L154 100V98L155 99H158L159 100V98L161 97L162 99H161V101L163 100V102L165 101V104L164 105H166L167 103L170 105L171 103H172V101L174 100L175 101V99H173V97H174V95H173V97H172V100H170V99H167V100H170V103H169V101H167V100H164L163 98H165L166 99V97H163V96H166L168 93H169V95H170V93H172V92H167V90H165L164 92H160L159 94L160 95H158L157 94ZM27 93V92H26ZM74 93H76V92H74ZM84 93V94H85ZM98 93V92H97ZM96 93V94H97ZM131 93H133V92H131ZM136 93V92H135ZM164 93V94H163ZM79 94V93H78ZM141 94V93H140ZM163 94V95H162ZM17 95V94H16ZM51 95V94H50ZM75 96H76V94H74ZM182 95V96H181ZM5 96V95H4ZM18 97H19V95H17ZM24 96V95H23ZM31 96V95H30ZM33 96V95H32ZM31 96V97H32ZM85 96V95H84ZM83 96V97H84ZM147 96V95H146ZM155 96V97H154ZM160 96V97H159ZM177 96V97H178ZM181 96V97H180ZM51 97V96H50ZM79 97H80V99H81V97L82 96H80L79 95ZM79 97H74L76 100L75 101H77V98H79ZM82 97V98H83ZM102 97V96H101ZM133 97V96H132ZM137 97V96H136ZM140 97V96H139ZM139 97H137V99L139 98ZM143 97H145V96H142V98ZM154 97V98H153ZM159 97V98H158ZM176 97V96H175ZM1 98H3V97H1ZM28 98H30L29 96H28ZM27 98V99H28ZM54 98V97H53ZM74 98H73V100H74ZM85 98V97H84ZM124 98V97H123ZM146 98V97H145ZM169 98V97H168ZM187 98H188V101H187ZM190 98V99H189ZM5 99H7V100H9L8 98H5L4 97V99L3 100H5ZM18 99V98H17ZM20 99V98H19ZM22 99V98H21ZM42 99V98H41ZM79 99V100H80ZM140 99V98H139ZM31 100V99H30ZM33 100V99H32ZM142 100V101H143ZM157 100V101H158ZM19 101V100H18ZM17 101V102H18ZM22 101V100H21ZM21 101H20V103H21ZM25 102H26V99L24 100ZM24 101H23V104H24ZM44 101V100H43ZM146 101V102H145ZM16 102V103H17ZM96 102V101H95ZM175 102H179V100H177V101H175ZM194 103V104H192V103ZM56 104H57V102H55ZM139 103H141V105H143V103L142 102H140L139 101ZM3 104V103H2ZM28 104V103H27ZM49 104V103H48ZM75 104V103H74ZM79 104V103H78ZM97 104V103H96ZM150 104V105H151ZM155 104H153L154 106H156ZM173 104H174V102H173ZM175 104H177V103H175ZM39 105V104H38ZM77 105V104H76ZM80 105V104H79ZM140 105V106H141ZM159 105H161V104H159ZM189 105V106H190ZM5 106V105H4ZM25 104H24V108H25ZM57 106V105H56ZM61 105L59 104V107H60ZM75 106V105H74ZM162 106V105H161ZM166 106H168V105H166ZM173 106V105H172ZM33 107V106H32ZM152 107V106H151ZM157 107H158V105H157ZM157 107H156V109H157ZM165 107V106H164ZM163 106L160 108V109H162L163 108V110L162 111H165V109L166 108H164ZM169 107V106H168ZM23 108V109H24ZM29 108V107H28ZM34 108H36V107H34ZM146 108H147V106H146ZM175 108H173V109H175ZM186 108V109H187ZM7 109V108H6ZM22 109V110H23ZM139 109V108H138ZM148 109V108H147ZM173 109H172V111H173ZM175 109V110H176ZM180 109V110H179ZM26 111H27V109H25ZM142 110V109H141ZM146 110V109H145ZM158 110V109H157ZM168 110H169V108H168ZM167 109H166V111L165 112H167L168 111ZM26 111H24L25 113H26ZM151 112H150V117H151V113H153L152 112V110H150ZM160 111V110H159ZM161 111V112H162ZM170 111H171V106H170ZM191 112H192V114H191ZM170 113V112H169ZM173 113H176V112H173ZM173 113H171V115L172 116H174V114ZM154 114H156V112L154 113ZM166 114V113H165ZM168 114V113H167ZM156 115H158V114H156ZM159 116V115H158ZM154 117V116H153ZM163 117H165V116H163ZM176 117H179V118H177L178 120L176 121H171V120H173V119H176ZM180 117H181V119H180ZM1 118V117H0ZM152 118V117H151ZM169 118V119H168ZM180 119V120H179ZM1 120V119H0ZM157 120V119H156ZM158 121V120H157ZM164 121H165V123H164ZM1 123V122H0ZM151 123V122H150ZM155 123V122H154ZM163 123H164V125H163ZM1 124H3V123H1ZM161 126V127H162ZM1 127V126H0ZM128 126H126V128H127ZM125 128V129H126ZM143 128V127H142ZM156 128L157 127H155L154 129L156 130ZM159 128V127H158ZM128 129V128H127ZM134 129H135V127H134ZM140 128H138L137 130L135 129V130H133V132L135 131V133H136V131H138ZM152 129V128H151ZM130 130V129H129ZM132 130V129H131ZM141 130H139V132H141L142 133V131ZM1 131H4V129L2 130V129H0V132ZM128 131V130H127ZM154 131V130H153ZM156 131H158V130H156ZM160 131V130H159ZM123 132H124V130H123ZM133 132H131L132 134H134ZM139 132H137V134L139 133ZM161 132V133H162ZM159 133V132H158ZM158 133H157V135L156 136H158ZM162 133V134H163ZM82 134V133H81ZM85 134V133H84ZM106 133H103L102 134V136H104ZM114 134V133H113ZM113 134L112 133H110V135H112L113 136ZM145 134V135H146ZM161 134V135H162ZM88 135V134H87ZM109 135V133H107V137H109L108 136ZM117 135V134H116ZM128 135V134H127ZM126 134H125V138H127L126 136H127ZM155 135H154V137H155ZM160 135V134H159ZM96 136V135H95ZM99 136V135H98ZM106 136H104V138H106ZM112 136H110L111 138H112ZM129 136V138H132V137H130V135H128ZM82 137V136H81ZM81 137H80V139H81ZM88 136H84V138H83V140H80V142L81 141H83V143H80V145H77V146H81V144H83L84 145V142H85V145L88 143V142H90L89 140L92 138V136H91V138H87ZM90 137V136H89ZM123 137H124V135H123ZM150 137V136H149ZM75 138V137H74ZM99 138H101L100 136H99ZM103 138V137H102ZM110 138V139H111ZM119 138V137H118ZM118 138H116V139H118ZM157 138V137H156ZM79 139V138H78ZM97 139V138H96ZM120 139V140H121ZM151 139H152V141H151ZM105 140V139H104ZM106 140H109V138L108 139H106ZM105 140V142L107 143V141ZM119 140V139H118ZM119 140V142H121ZM128 140V141H127ZM132 140V139H131ZM130 140V141H131ZM141 140V141H142ZM78 141V140H77ZM88 141V142H87ZM95 141L96 140H94L93 139V143H92V146H93V148L94 147H96L97 149H101V150H103L102 148H107V146L109 145H111L112 143L109 141L108 143H107V145L106 144H102L101 145V147H100V144L99 143H97V142H99V140L98 141H96V143L97 144H99V146L97 147L95 144ZM137 141H139V143L137 144ZM145 141V142H144ZM162 141V142H161ZM165 141V140H164ZM87 142V143H86ZM91 142H92V140H91ZM115 142H117V141H115ZM156 144H155V143ZM166 142V141H165ZM101 143V142H100ZM103 143V142H102ZM111 143V144H110ZM118 143V142H117ZM116 143V144H117ZM122 143V142H121ZM120 143V144H121ZM128 143V144H127ZM76 144V143H75ZM90 144V143H89ZM123 145H124V143H122ZM153 144V145H152ZM83 145L81 146V147H83ZM84 145V146H85ZM105 145V146H104ZM114 145H115V143H114ZM113 145V146H114ZM117 145H119V143L117 144ZM130 145V146H129ZM136 145H138V146H136ZM142 145V146H143ZM156 145V146H155ZM162 145V144H161ZM160 145V146H161ZM87 146V145H86ZM90 147H91V145H89ZM119 146H121L122 147V145H119ZM132 146V147H131ZM151 146L153 147V148H151ZM117 146H114V148H109L108 147V149L110 150V149H115ZM123 147H122V149H123ZM140 148H141V144H140V146H139ZM138 147V148H139ZM146 147H148V148H146ZM84 148V147H83ZM95 148V149H96ZM120 148V147H119ZM134 148V149H135ZM0 149L2 150V148L0 147ZM77 149V148H76ZM82 149V148H81ZM84 149H87L86 147L84 148ZM95 149H93V150H95ZM141 149H144V148H141ZM155 149V148H154ZM168 149H169V151H168ZM1 150H0V152H1ZM104 150H106V149H104ZM112 150V151H113ZM139 150V149H138ZM138 150H137V152H134V156L135 155H137L138 156V154L140 153V151H142V150H139V153H138ZM161 150H163V151H161ZM82 151H84L83 149H82ZM167 151V152H166ZM86 154H87V152L86 151H84ZM83 152V153H84ZM94 152V151H93ZM106 152V151H105ZM105 152H104V155H105ZM107 152H109V151H107ZM123 152H125V151H123ZM122 152V153H123ZM131 152V151H130ZM152 152V153H151ZM156 154H155V153ZM82 153V152H81ZM88 153H89V155H90V152L88 151ZM95 154H96V152H94ZM118 153V152H117ZM129 153V152H128ZM137 153V154H136ZM152 155H151V154ZM158 153V154H157ZM98 154L100 155V154H102L101 153V151H98ZM110 154V156L112 155L110 152L109 153H107V155H105V159L106 158H108V157H110V156H108ZM119 155H120V153H118ZM133 154V153H132ZM131 154V155H132ZM168 154V155H167ZM88 155V154H87ZM91 155H93V154H91ZM124 155V154H123ZM128 155V154H127ZM131 155H129L130 157H131ZM155 155V156H154ZM159 155V160H158V157L157 156ZM101 156H103V155H101ZM113 156V157H112ZM111 157H112V159H114L115 157L114 156H116V154L114 155V153H113V155H112ZM139 156H141V155H139ZM138 156V157H139ZM165 156V157H164ZM85 157V156H84ZM129 157V158H130ZM137 157V158H138ZM151 157V158H150ZM157 157V158H156ZM90 158V157H89ZM103 158V160H105L104 159V157H102ZM122 158H124V157H122ZM121 158V159H122ZM137 158H135L134 159V157H133V159L135 160V161H137ZM112 159H106V161L107 160H109V161H111ZM138 159H140V157L138 158ZM144 159V158H143ZM143 159H141L140 161H143ZM90 160H92V159H90ZM130 160H132V159H130ZM157 161V162H155V161ZM109 161H107V162H109ZM113 161H115V160H113ZM119 161V160H118ZM122 161V160H121ZM127 161H129V159H125V162H127ZM139 160H138V162H140ZM91 162V161H90ZM105 162V161H104ZM124 162V160L122 161V166H123V163H125ZM144 162V161H143ZM115 163H117V162H115ZM127 163H129V162H127ZM132 163V162H131ZM156 163H157V166H155L156 165ZM158 163H159V167H158ZM140 164V163H139ZM142 164V163H141ZM146 164H145V167H146ZM118 165V164H117ZM127 165V164H126ZM124 166H125V164H124ZM142 166V165H141ZM151 165L149 166V167H152ZM138 167V168H137ZM147 167H148V165H147ZM158 167V168H157ZM109 168V167H108ZM119 168V167H118ZM128 168V169H127ZM129 169H131V170H129ZM133 169H134V171L135 172H133ZM136 169V170H135ZM139 169V170H138ZM61 171V170H60ZM144 174H145V176H144ZM96 175V176H95ZM101 175V176H100ZM103 175V176H102ZM144 176L145 178H147V179H143L144 177H142L141 179H143L142 180V182L141 183H138L139 181H138V179L140 178V176ZM100 176V177H99ZM94 177V178H93ZM97 177H98V179H97ZM46 178H48V177H46ZM52 180V179H51ZM86 180V181H87ZM138 181V182H137ZM53 182H56L55 180H53ZM90 182V183H89ZM32 183V185L34 186V183H35V181H33V182H31ZM56 184H58V186H63L64 184L63 183H59V182H56ZM29 185H31V184H29ZM28 185V187H32L33 188V186L31 185V186H29ZM36 185V184H35ZM55 185V184H54ZM67 185V184H66ZM4 186L2 185H0V188H2L1 190L2 191H5L4 190V188H3ZM55 188H56V186H55ZM59 188V187H58ZM58 188H56L57 190H58ZM64 188V189H63ZM71 188V187H70ZM70 188H69V190H68V186H67V188H66V186H63V187H61L60 189H63L64 191H66V193L68 194V193H70V194H72L73 195V191H72V193H71V191H70ZM30 189V188H29ZM34 190H32V192L33 191H37V192H39V193H35V195H36V197H38L40 200H43V199H45V197L43 196V194L45 195V193H43L42 191H38V189L39 188H37V190L35 189V187L33 188ZM0 190V196L3 198V192ZM74 190V189H73ZM67 191H70V192H67ZM86 191V190H85ZM84 191V192H85ZM61 192V191H60ZM2 193V194H1ZM57 193H58V191H57ZM62 194H64L63 196H65V197H63L64 199H62L61 197H62ZM69 196V195H68ZM0 197V203L2 204V206H3V202H4V198H5V196H4V198L2 199ZM86 197V196H85ZM47 198H48V196H47ZM46 198V199H47ZM69 199V200H68ZM39 200V201H40ZM71 200H73V199H71ZM48 201V200H47ZM58 201V202H57ZM41 202V201H40ZM44 201H42V203H43ZM6 203V202H5ZM50 203H51V201H50ZM51 203V204H52ZM88 203H90V204H88ZM80 204H82V206H80ZM90 205V208H91V205H92V209L90 210V211H88V212H85L84 211V209L82 208L81 209V207H83L84 205V207H86V205ZM152 208V209H150V208H148L149 206ZM1 206V205H0ZM1 206V208H3ZM51 206V205H50ZM139 206H141L142 207V210H140L139 209V211H136V210H134V211H130L129 213H127L128 211H129V209L130 208H135V209H137V208H139ZM144 206H146L147 208L146 209H143V208H145ZM94 207V208H93ZM87 208V207H86ZM44 209V208H43ZM83 210V211H82ZM87 210V209H86ZM138 210V209H137ZM144 210V211H143ZM43 212H44V210H43ZM146 212H148V213H150V211H148V210H146L144 213L145 214H147ZM157 212V213H158ZM143 213V214H144ZM2 214V213H1ZM125 214H130V215H125ZM154 214V213H153ZM159 214H157V215H159ZM3 215V214H2ZM8 215V214H7ZM134 215V214H133ZM140 215V214H139ZM155 215H156V213H155ZM160 215V216H161ZM9 217H6V214H5V220H7L8 219V221H14V219H12L11 220V218H13L12 216H10V215H8ZM147 216V215H146ZM1 218H2V216H0ZM4 217V216H3ZM141 217H143V216H141ZM149 218L151 217V215L149 214V216H148ZM169 217H167L166 218V221H170V220H173V219H169ZM10 218V219H9ZM148 218V219H149ZM151 218H153V216L151 217ZM16 219V221H17V219L18 220H20V219H24V217L23 216H21V218H18V217H16L15 218ZM122 219H123V217H122ZM147 219V218H146ZM167 219H169V220H167ZM1 220V219H0ZM124 220V219H123ZM23 221H25V219L23 220ZM125 222V221H124ZM143 222H144V219H143ZM164 222H165V220H164ZM48 223V222H47ZM50 223V222H49ZM53 223H52V225H53ZM172 223V222H171ZM174 223V222H173ZM176 223V222H175ZM192 223V224H191ZM126 224V223H125ZM136 224V223H135ZM145 224V223H144ZM148 224H150V223H148ZM153 224V223H152ZM167 224V223H166ZM169 224H170V222H169ZM201 224V225H200ZM48 225H50V224H48ZM53 225V226H54ZM108 225H110L109 227H108ZM117 225H119V226H121V228H122V226L124 225L123 224V222L120 220L119 221V223L117 224ZM132 225H134V224H132ZM139 224H137V226H138ZM147 225V224H146ZM202 226L201 228H199L198 229V226ZM52 226V227H53ZM125 226V225H124ZM128 226V225H127ZM145 226V225H144ZM148 226V225H147ZM146 226V227H147ZM51 227V226H50ZM161 227V226H160ZM159 227V228H160ZM176 227V226H175ZM54 228V227H53ZM124 228V227H123ZM131 228H133V227H131ZM135 228V227H134ZM148 228V227H147ZM146 228V229H147ZM162 228V227H161ZM166 228H169L168 226H166ZM204 228V229H203ZM120 229V228H119ZM129 230V227H127L125 230L126 231H128ZM149 230L151 229V228H148ZM193 229H191V230H193ZM121 230V229H120ZM132 230V229H131ZM137 230H139L138 228H137ZM180 230V229H179ZM124 231V230H123ZM171 231V230H170ZM173 231V230H172ZM178 231V230H177ZM195 231V232H194ZM56 232V233H57ZM129 232H132V234H134V233H136L135 232V230H133V231H130L129 230ZM138 232V231H137ZM168 232V231H167ZM166 232V233H167ZM175 232V231H174ZM194 232V233H193ZM193 235H195V233H196V230H193ZM198 232L196 233V235H198L199 236V234H198ZM116 233V232H115ZM120 233V234H119ZM146 233V232H145ZM169 233V232H168ZM203 232H201V234H202ZM203 233V234H204ZM58 234V233H57ZM127 234H128V232H127ZM130 234V233H129ZM128 234V235H129ZM138 234L140 235V232H138ZM156 234V233H155ZM161 234V233H160ZM159 234V235H160ZM165 234V233H164ZM179 234V233H178ZM178 234L175 232V235H177L178 236ZM66 235V236H65ZM72 235V236H71ZM153 235V234H152ZM162 235V234H161ZM160 235V237H162ZM180 235V234H179ZM192 235V234H191ZM110 236V235H109ZM113 236H114V233H113ZM130 236V235H129ZM157 235H155V237H156ZM164 236H166V238H167V236H170V234H165ZM181 236V235H180ZM65 237V238H64ZM153 237V236H152ZM158 237V236H157ZM156 237V238H157ZM195 237V236H194ZM74 238V239H75ZM80 238V239H81ZM142 238V237H141ZM170 238V237H169ZM173 238H174V234H173ZM172 238V239H173ZM178 238V237H177ZM183 238V237H182ZM191 238V237H190ZM193 238V237H192ZM198 238V237H197ZM55 239V238H54ZM135 239V240H134ZM149 239H150V237H149ZM154 239V238H153ZM171 239V238H170ZM194 239V238H193ZM210 239V238H209ZM211 239H210V241H211ZM215 239V240H214ZM39 240V239H38ZM53 240V241H52ZM72 240V239H71ZM83 240H81L82 242H83ZM115 240V241H114ZM140 240V241H139ZM156 240H158V239H156ZM168 240V239H167ZM36 241V240H35ZM52 241V242H51ZM145 241H147V240H145ZM144 241V242H145ZM155 241V240H154ZM153 241V242H154ZM166 240H163V242H165ZM171 241H174V239L173 240H171ZM37 242V241H36ZM55 242V243H54ZM189 242V241H188ZM57 243V244H56ZM80 243V242H79ZM84 243V244H85ZM140 243V244H139ZM141 243H142V245L143 244H145L144 246H145V249L144 250H141L140 249V246H141ZM161 243V242H160ZM172 244L173 243H175V241L174 242H171ZM178 243V241L176 240V243L175 244H177ZM184 243V242H183ZM187 243V242H186ZM196 243V242H195ZM208 243H209V241H208ZM162 244V243H161ZM200 244V245H201ZM26 245H28V243H26ZM117 245V246H116ZM166 243L164 244V248L166 247ZM183 245V244H182ZM20 246H25V245H19V246H14L15 247V251L17 250V248L19 249V248H22V247H20ZM29 246V245H28ZM37 246V247H36ZM144 246H143V248H144ZM161 246V245H160ZM173 246V247H172ZM25 247H27V246H25ZM24 247V248H25ZM146 247H147V249H146ZM187 247V246H186ZM202 248H200L201 250H203V246H201ZM12 248L13 247H11V248H9L10 250H11V252H13L14 250H12ZM28 248L29 247H27V251H28ZM32 248V249H33ZM142 248V249H143ZM157 248V247H156ZM161 248H162V250H163V247L161 246ZM170 249H168V251H172L173 249H175V246L174 245H171L170 247H169ZM172 248V249H171ZM189 248V247H188ZM262 248V249H261ZM14 249V248H13ZM26 249V248H25ZM67 249L70 251H67ZM178 249V248H177ZM180 249V248H179ZM186 249V251H189L188 253H190L191 252V250H187V248H185ZM23 251L24 252V249H20L19 250V252L20 251ZM29 250H30V248H29ZM66 250V251H65ZM71 250H73L72 252H71ZM161 250V252H164V250L162 251ZM167 249L165 248V251H166ZM264 250V249H263ZM262 250V252H264ZM14 251V252H15ZM21 251V252H22ZM139 251V252H138ZM142 251H144V252H142ZM166 252V253H169V252ZM170 251V255L168 256V255H160V257L158 256V254L157 253H154L153 254V256H151V258L152 257H154V258H152V262H150L149 264H192L193 262H190L191 260H190V258H189V260H186L185 261V259H188V258H186V254L184 253L185 251L184 250H181L180 249V252L182 253L181 255L178 253L177 255H175V253H174V251H173V253ZM17 253H18V251H16ZM16 252L14 253V255H16ZM20 252V253H21ZM31 254H32V252L31 251H29ZM28 252V253H29ZM63 252V253H62ZM66 252H68V253H66ZM141 252V253H140ZM176 252V251H175ZM261 252V253H262ZM62 253V254H61ZM71 253V255H75L74 257H71V256H69V254ZM73 253V254H72ZM75 253V254H74ZM209 255H208V254ZM254 253V254H255ZM261 253H260V255H261ZM31 254H29V255H31ZM33 254V255H34ZM157 254V255H156ZM165 254V253H164ZM173 254V255H172ZM183 254H185V255H183ZM191 254V253H190ZM256 254V255H257ZM23 255H25V252L23 253ZM135 255V254H134ZM134 255H131L130 256V259L132 260L133 258H134V262L136 261L135 260V258H136V256H134ZM142 255H139V256H142ZM158 257H156V256ZM172 255V256H171ZM175 255V256H174ZM204 256H205V254H203ZM229 256V257H225V256ZM245 256V258H248V260L246 259V260H244L245 258L243 257V256ZM18 256V255H17ZM25 256H27L28 257V254L27 255H25ZM134 256V257H133ZM162 256V257H161ZM174 256V257H173ZM176 256L177 257H179V258H176ZM183 256V257H182ZM242 256V257H241ZM252 256V257H251ZM13 257V256H12ZM19 257V256H18ZM33 257V256H32ZM56 257V258H55ZM131 257H133V258H131ZM203 257V256H202ZM241 257V258H240ZM249 257H250V259H249ZM262 257V256H261ZM11 258V257H10ZM9 258V259H10ZM15 258H16V256H14V260H13V262L12 263H15V264H17L16 262H17V260L15 261ZM26 258V257H25ZM25 258H23V260H21V258H20V260H21V262L22 263H25V264H34L35 262H34V260L36 261L37 259H34L33 261H30L31 260V257L30 258H28V259H30L29 261H27V260H24ZM137 258H138V256H137ZM136 258V259H137ZM156 258V259H155ZM226 258H229L228 260L229 261H227V259ZM255 258H257L256 260H257V263L262 259H260V260H258V257H255ZM7 259H8V257H7ZM6 259V260H7ZM18 259V258H17ZM27 259V258H26ZM33 259V258H32ZM49 259V260H50ZM128 259V258H127ZM129 259V260H130ZM153 259H155V260H153ZM183 259V261H181ZM222 259V260H221ZM223 259H224V261H225V263L223 262ZM20 260H18V263H19V261ZM123 260V259H122ZM128 260V261H129ZM137 260H139V259H137ZM140 260H142V258L140 257ZM139 260V261H140ZM157 260H159L158 262H154V261H157ZM240 260V261H239ZM46 261H48V259L46 260ZM123 261H125V260H123ZM127 261V260H126ZM125 261V262H126ZM133 261V260H132ZM138 261V264H148V262L150 261V259H148L147 258V260H146V258H145V261H147V262H143V261H140L139 262ZM193 261V260H192ZM200 261V260H199ZM237 261H238V263H237ZM247 261H249V262H247ZM11 262V260L9 261V263ZM27 262H29V263H27ZM30 262H32V263H30ZM37 262V261H36ZM44 262V261H43ZM50 263L52 262V261H49ZM56 262H58L57 260H54V263L56 264ZM205 262V261H204ZM261 262V264L263 263L264 264V262L261 260L260 261ZM8 263V264H9ZM21 263V264H22ZM41 262H39V264H40ZM47 263V262H46ZM53 263V262H52ZM58 263V264H59ZM127 263V262H126ZM245 263V264H246ZM250 263V264H251ZM36 264V263H35ZM42 264V263H41ZM48 264V263H47ZM195 264V263H194ZM199 264H200V262H199ZM253 264H256V262L254 261V263ZM259 264V263H258Z\"/></svg>",
  "mask_w": 264,
  "mask_h": 264
}]
</instances>
